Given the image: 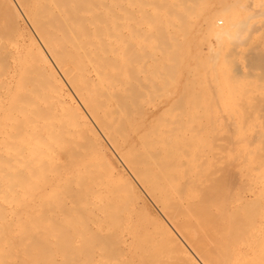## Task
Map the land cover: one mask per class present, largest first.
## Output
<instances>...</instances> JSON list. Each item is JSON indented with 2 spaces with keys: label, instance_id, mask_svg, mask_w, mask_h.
<instances>
[{
  "label": "bare ground",
  "instance_id": "6f19581e",
  "mask_svg": "<svg viewBox=\"0 0 264 264\" xmlns=\"http://www.w3.org/2000/svg\"><path fill=\"white\" fill-rule=\"evenodd\" d=\"M5 1V4H6V0ZM15 1V6H17L19 12L21 13H18V15H22L25 19V21L27 22V27L29 25L32 33L34 34V37L33 38H36L37 42L39 43V45H36V47H29V46H26V45H20L19 43H15V40H17L19 34L17 32L16 34V39L12 36V34H15L12 30L10 31H7L5 32L6 34H3L1 33L2 31V25H1V30H0V65L1 63H11V64H15L16 63V67L19 63V65H22L23 63L24 64H27V63H31L30 65L33 64V66L35 67V69H37L38 71V77H40L41 79V75L40 72H42L43 74L45 73V79H46V75H48L50 77V79L55 82L57 85H59L60 83H62V81H60V79L58 78L61 77V79L63 80V82L66 83L67 88H69L71 90V94H73V96H71L70 92V96L71 98L69 99L68 96H67V99L69 100L68 103L64 104V108L65 110L69 111L68 114H70L71 117H76L77 116V119L78 118H81L82 119V125L85 127V131H86V135H87V138L89 140L88 144H90V147H86L87 148H91V145L93 146V149H94V153H96L95 151H97V153L101 152L103 154V152H105L107 149V153H109V155L111 156V158L115 161V163L117 164L118 162L122 165V167L125 169V171L127 172L128 176L131 178V181L138 185V187H140V190L143 191V193L150 198V200L154 201L156 207H157V210L160 212V214L162 215V217H164V222L162 221L159 226H156V228L154 229V236H152L151 234V237L150 238H141V239H136L137 238V235L135 236V238H126L125 235L123 236L122 233L120 232V230L122 229H118L120 227H118V224L121 222L117 221L120 219H118V211L116 210L115 212H117L118 214H115L114 211L113 213L109 212L110 210L108 209V207L106 208L107 210H109L108 212L105 211V200L107 198V195H106V198L104 197V193L102 194L101 191H97V190H93L94 188V184H95V179L94 180V183L93 185L89 184V186H86L85 184V181H84V184L85 186L80 188L81 186H83L84 184L81 183L80 187H77V184H75L76 186V191L77 192H80V195L79 193L78 196H75L77 195L76 192L73 193V190H74V183L72 184L73 186H70V183L71 181L68 182V179L64 182L62 180V182L65 183V186H67L68 184V187H64V183H63V186L61 185V190H65V188H69L68 191L70 190V192H68L67 194H70V193H73V194H70L69 197L65 194V193H62L63 195L62 196H66L65 199L66 202H64V197H62L61 195H57V197H60L61 196V199L59 198V200H54L56 197L50 195L53 188L57 191V188H60V185H58V187L56 188V183H62L61 180H59L60 178H58V180L60 181H57V177H53V178H50L49 176H47V173H45L46 169L44 170V166H43V161L42 159H40L41 157L39 155H41V153L43 154L44 150L41 151V146H45V138H43L44 135H46L48 137L51 136L50 134V130H49V133L48 135L45 133H38L40 130L38 129L37 125L38 123L36 124H32L31 121H29L27 119V117H29V108H24V106L26 107L27 104H25L24 106H19L18 104H21L19 102H17L16 100V104L13 105L12 107H10L7 111L9 112L8 114H3V108L2 106H0V264H264V193H262V191H264V107L262 108H258L255 110V111H251V112H254V120L255 123L253 124V127L252 129H246L247 131L250 130L247 135L245 136V140H244V137H243V140L241 139H238V140H241L240 142H243L241 143L242 146H241V150L239 151V154L237 156V154H235V156L237 157V162L239 164H236L235 167H239V173H238V177L236 176V173L233 169V167L231 168L230 167V170L233 169V173H234V177L232 174V178L233 180L230 181L231 184L228 186V183H223V187L222 189H218L215 187V188H208V189H202L200 186L202 184L199 185V189L201 190H197V186L195 188V185L193 186V181H192V185L191 187L193 186L195 188L196 191H192V192H188L187 189L184 191L183 187L182 186V190L180 191V189H176L172 187L171 188H167L166 187V181H165V178H164V175L162 174H155L154 171L152 170V167L151 165H149V158H150V155H155L157 157H151L150 159L153 160V162H157L156 164H154L155 166L157 167H161L162 164H164L162 161L163 159L162 158H159L161 157V155L159 156L158 152H153L155 149L152 150V152L150 153L148 149H145L144 152H146V150H148L147 154L150 153L147 157L144 156V154H138L137 156L139 158H137L138 160L136 161V157L135 156V153L132 155L134 159H129V158H126V161H128L129 163L128 164H124V162L120 159V157L118 156L117 154V150H121L122 151V147L120 149H116L115 151L112 149V147L109 145L108 142L112 141L109 139V141L107 142L108 138H110L108 134H111L110 130H113V128L111 127V123L109 124L108 119L106 118V122L109 124H107L106 126V129L107 131H104L103 129H101V131L104 133V132H108L109 130V133L107 134L108 135V138H106L105 136L106 135H103L100 131H99V128H97V126H99L100 124L102 126H100V128L104 127L103 125V122H102V119H99V121L97 120L96 116H95V113H97L99 110L105 112L106 110L110 109V105H111V102L114 100L115 101V98L118 97L120 98L121 96L119 95H123L125 97V95L127 93L125 92H128L130 90V87L129 90H126L128 89L125 84H128V83H131V82H128L127 83V79L129 78H125L126 79V83H124V81L122 82L120 80V68L125 66L123 65L122 63H119L118 60L122 58V56L124 57L125 55V52H124V55L122 53V51H127V49L129 48H123L122 51H120V54H122V56L118 55V46H124L125 43H121L122 40H120V35L118 34L117 31H119V26H120V22H121V18H120V15L123 16L122 17V21H124L125 23L129 22L130 19L132 18V16H134V12H138L140 13L141 15H148L149 13H155V14H172L171 16L175 17V15L179 14L181 11V13L184 12V10H188V6L191 4L190 1L191 0H14ZM199 1V0H198ZM203 1V0H201ZM210 1V0H209ZM208 1V2H209ZM247 1V0H246ZM257 0L253 1V2H256ZM192 2V1H191ZM204 2V1H203ZM202 2V3H203ZM211 2V1H210ZM260 2V1H259ZM13 3V2H12ZM194 3V1L192 2ZM197 3V2H196ZM201 3V4H202ZM221 3V2H220ZM244 3V2H243ZM247 4L250 3L249 1L246 2ZM199 4V2H198ZM252 4V3H251ZM251 4H250V8H251ZM256 4V3H255ZM257 4H259L257 2ZM6 8H9V11L11 10L10 9V5L9 7L7 5H5ZM193 6V5H192ZM197 6V5H196ZM196 6H193V8L195 9ZM220 6V5H219ZM248 6V5H247ZM254 6V5H252ZM256 6V5H255ZM254 6V7H255ZM258 6V5H257ZM262 6V5H261ZM2 7V6H1ZM0 7V9H1ZM13 7H14V4H13ZM201 7V6H200ZM236 7V6H235ZM245 7V6H243ZM253 7V8H254ZM12 8V7H11ZM15 8V7H14ZM214 8V7H213ZM227 8V7H226ZM225 7L223 8V10L227 11L228 9H226ZM242 9V7H240ZM248 8V7H247ZM247 8H245L246 10H248ZM249 8V9H250ZM252 8V9H253ZM258 8V7H257ZM256 8V9H257ZM260 8V7H259ZM190 9V8H189ZM197 9V8H196ZM195 9V10H196ZM256 9H254V11H246L248 14H246L247 16H249L250 20L252 19L253 17V20L254 18L257 16L258 17V14H256ZM3 10V8L1 9ZM8 10V9H7ZM191 10L192 7H191ZM190 10V11H191ZM199 10V9H198ZM207 10V9H206ZM258 10V9H257ZM17 11V9H16ZM205 11V10H204ZM232 11V10H229V12ZM243 11V10H242ZM4 11H2L3 13ZM186 12V11H185ZM193 13V11H191ZM228 12V11H227ZM233 12V11H232ZM253 12V13H252ZM262 12V11H261ZM1 13V14H2ZM7 13V11H6ZM11 13V11L9 12ZM191 13V14H192ZM204 13V12H203ZM231 13V12H230ZM229 13V14H230ZM251 13V14H250ZM133 14V15H132ZM188 15V13H186ZM186 14H184L186 16ZM218 14V12H217ZM229 14H225L224 15V25L223 26H220L219 24H221L220 22V18L218 20H213L209 25H210V30L211 32L213 33L212 35H214L217 40L220 38L222 39L221 37L226 35L227 33H230L229 30L231 29L232 27V19H233V16L235 15V11L234 13H232L231 15ZM245 14V13H244ZM255 14V15H254ZM261 13L259 12V15ZM18 15L16 14L15 11L12 12V15L10 14V16H12V18L10 17L9 19H13V20H10L12 21L10 24H12L13 26H17L18 25V22L17 19L18 18ZM19 15V16H20ZM150 15V14H149ZM148 15V16H149ZM154 15V14H153ZM157 15V16H158ZM180 15V14H179ZM183 15V16H184ZM216 15V14H215ZM245 15V17H246ZM253 15V16H252ZM3 16V15H2ZM6 16V15H5ZM21 16V17H22ZM137 16V15H136ZM143 16V17H144ZM168 16V15H167ZM195 16V14H194ZM222 15H220L221 17ZM255 16V17H254ZM264 16V15H262ZM135 17V16H134ZM133 17V19H134ZM149 17H153V16H149ZM156 17V15L154 16ZM153 17V19H154ZM182 16H180L181 18ZM219 17V16H217ZM226 17V18H225ZM244 17V16H243ZM3 18V17H2ZM8 18V17H7ZM146 18V17H144ZM157 18V17H156ZM160 17H158L159 19ZM167 18V17H166ZM169 18V17H168ZM178 17V19H180ZM207 18V16H206ZM259 18H262V17H259ZM1 19V18H0ZM140 18H138L139 20ZM142 19V18H141ZM147 20L149 18H146ZM157 19V20H158ZM174 20L175 23L176 22H179L181 19H186L185 17L184 18H181L180 20ZM213 19V18H212ZM216 19V18H215ZM258 19V18H257ZM4 20V18L2 19ZM166 20V19H165ZM204 20V19H203ZM221 20L222 17H221ZM246 20V19H245ZM252 20V23L254 24V22L256 20L253 21ZM14 21V22H13ZM140 21V20H139ZM159 21V20H158ZM170 21V19L168 20ZM166 21V23L168 22ZM173 21V22H174ZM185 20H183L182 22H184ZM198 21V20H197ZM248 22V17H247V20ZM258 21V20H257ZM4 22V21H3ZM138 22V21H137ZM144 22V21H143ZM147 22V21H146ZM145 22V23H146ZM172 22V23H173ZM243 22V21H242ZM241 22V23H242ZM245 22V21H244ZM251 22V21H250ZM260 22V21H259ZM258 22V23H259ZM7 23V22H6ZM21 23V22H20ZM126 23V24H127ZM135 23V21H134ZM142 23V22H139V24ZM154 23H157V22H154ZM170 23V22H168ZM173 23V25L175 24ZM180 23V22H179ZM178 23V24H179ZM186 23V22H184ZM252 23H244V24H241L240 27L242 25H244V27L242 26V28L238 29L239 30H242L243 31V28L245 30H249L251 29L250 25L249 24H252ZM256 23V22H255ZM261 23V22H260ZM0 24H1V20H0ZM3 24V23H2ZM24 24V23H23ZM123 24V22H122ZM161 25V23H159ZM171 24V23H170ZM183 24V23H182ZM181 24V25H182ZM189 24V23H188ZM200 24V23H199ZM203 24V23H202ZM207 24V22H206ZM246 24H248L247 26L250 27L249 29H246L247 26ZM252 24V25H253ZM11 25V26H12ZM129 25V24H128ZM133 25V24H132ZM131 25V26H132ZM136 25V24H135ZM171 24V26H173ZM180 25V24H179ZM205 25V23H204ZM208 25V26H209ZM220 27H219V26ZM251 25V26H252ZM259 25V24H258ZM4 26V25H3ZM12 26V27H13ZM15 26V28H16ZM130 26V25H129ZM151 26V25H150ZM150 26H148L150 28ZM153 26V25H152ZM151 26V27H152ZM162 26V25H161ZM200 26V25H199ZM206 26V25H205ZM257 26V25H256ZM255 26V27H256ZM5 27V26H4ZM18 27V26H17ZM21 27V26H20ZM121 27V26H120ZM124 27V25H123ZM136 26H134L135 28ZM147 27V26H145ZM155 27H158V29H161L159 28L160 26H158L156 24ZM246 27V28H245ZM254 26H252L253 28ZM14 28V29H15ZM26 28V27H25ZM138 28V27H136ZM153 28V27H152ZM165 28V27H164ZM177 28V27H176ZM175 28V29H176ZM184 28V27H183ZM182 28V30H183ZM203 28H205L203 26ZM261 28V27H260ZM23 29V28H22ZM22 29L20 31H22ZM154 29V28H153ZM170 29V28H168ZM179 30V28H177ZM185 29V28H184ZM4 30V29H3ZM6 30V29H5ZM4 30V31H5ZM18 30V28H17ZM29 30V28H28ZM127 30V29H125ZM134 30V29H133ZM143 30V28L141 29V31ZM195 30V29H194ZM205 30L208 31V28H206ZM204 30V31H205ZM261 30H264V28H262ZM31 31H28L31 33ZM124 31V30H123ZM122 31V32H123ZM139 31V30H138ZM145 31H148L145 30ZM160 30H158L157 32L159 33ZM163 32H165L164 30H162ZM168 31V30H167ZM185 32V30H183ZM259 31V29L257 30ZM256 31V32H257ZM13 32V33H12ZM25 32V31H24ZM151 32V31H150ZM149 32V34H150ZM181 32V31H180ZM199 32V31H198ZM247 32V31H245ZM9 33V34H8ZM11 33V34H10ZM23 33V32H21ZM31 33V34H32ZM161 33V32H160ZM167 33V32H166ZM171 33V32H170ZM240 33V32H239ZM243 33V32H242ZM255 33V32H253ZM25 35V33H23ZM27 34V33H26ZM30 34V35H31ZM32 34V36H33ZM121 34V33H120ZM148 34V33H146ZM195 34V32L193 33ZM248 35L250 34L249 32L247 33ZM256 34V33H255ZM6 35V36H5ZM22 35V34H21ZM123 35V34H122ZM129 35V34H128ZM141 35H142V32H141ZM153 35V34H152ZM156 36H158L157 34H155ZM160 35V34H159ZM164 35V34H163ZM183 35V34H182ZM197 35V34H196ZM23 36V35H22ZM126 36V35H125ZM124 36V37H125ZM149 36V35H148ZM166 36V35H165ZM185 36V35H184ZM207 36V35H206ZM209 36V35H208ZM213 36V37H214ZM253 36V35H252ZM251 36V38H252ZM256 36V35H255ZM254 36V37H255ZM14 39H13V38ZM24 37V36H23ZM20 40H22V38ZM124 37L122 38L123 39V42H125L126 38L124 39ZM153 37V36H152ZM161 37V36H160ZM167 37V36H166ZM170 37V36H169ZM172 37V36H171ZM186 37V36H185ZM189 37V36H188ZM225 37V36H224ZM246 37V36H244ZM20 38V37H19ZM128 38V37H127ZM133 39V37H131ZM143 38V36H142ZM140 37V39H142ZM156 38V37H154ZM153 38V39H154ZM165 38V37H164ZM184 38V37H182ZM209 38V37H208ZM207 38V39H208ZM247 38V37H246ZM256 38H258L256 36ZM24 39V38H23ZM26 40L28 38H25ZM137 39V38H136ZM149 39V38H148ZM158 39V37H157ZM163 39V38H162ZM179 39V38H178ZM220 39L218 41H220ZM223 39H226L227 38H223ZM264 39V38H262ZM170 40V39H169ZM186 40V39H185ZM228 40H231L229 39V35H228ZM18 41V40H17ZM24 41V40H23ZM121 41V42H120ZM137 41V40H136ZM146 41V40H145ZM151 41V40H149ZM154 41V40H153ZM159 42V40H157ZM182 41V40H181ZM223 41V40H222ZM235 41V40H234ZM257 41V40H255ZM25 42V41H24ZM36 42V43H37ZM139 42V41H137ZM143 42V41H142ZM156 42V41H155ZM168 42V41H167ZM179 42V41H178ZM192 42V41H191ZM230 42V41H229ZM239 42V41H238ZM251 42V41H250ZM249 42V43H250ZM264 42V41H262ZM22 43V41H21ZM37 43V44H38ZM119 43H121L119 45ZM127 44H129V42L127 41L126 42ZM131 43V42H130ZM172 43V42H171ZM183 43V42H182ZM193 43V42H192ZM217 43V42H216ZM235 43V42H234ZM237 43V42H236ZM240 43V42H239ZM248 43V44H249ZM255 43V42H254ZM24 44V43H23ZM143 44H145L143 42ZM142 44V45H143ZM149 44V43H148ZM151 44V43H150ZM156 44V43H155ZM159 44V43H158ZM168 44V43H167ZM199 44H202V43H199ZM218 44V43H217ZM224 44V43H223ZM223 44L221 45V47L223 46ZM246 44V43H245ZM251 44V43H250ZM249 44V45H250ZM131 45V44H129ZM133 45V43H132ZM137 45V44H136ZM152 45V44H151ZM198 45V44H197ZM227 45V44H226ZM230 45V43H229ZM248 45V46H249ZM253 45V44H252ZM257 45V44H256ZM128 46V45H127ZM145 46V45H144ZM147 46V45H146ZM150 46V45H149ZM165 46V45H164ZM169 46V45H168ZM196 46V45H195ZM202 46V45H201ZM215 46V45H214ZM219 46V45H218ZM125 47V46H124ZM136 47V46H135ZM142 47V46H141ZM141 47H137L139 49H143ZM148 47V46H147ZM152 50H155L152 48V46H150ZM154 47V46H153ZM171 48V46H169ZM174 46H172L173 48ZM212 46H210L211 48ZM234 47V45H233ZM237 47V46H236ZM235 47V48H236ZM240 47V46H239ZM243 47V46H242ZM253 47V46H252ZM258 47V46H257ZM121 47H119L120 49ZM133 48V47H130V49ZM217 48V47H216ZM247 48V47H246ZM261 48V47H260ZM122 49V48H121ZM125 49V50H124ZM129 49V50H130ZM138 49V51H139ZM183 49V48H182ZM198 49V48H197ZM209 49V48H208ZM222 49V48H221ZM229 49V48H227ZM232 49V48H231ZM242 49V48H241ZM244 49V48H243ZM248 49H250V51L253 50V48L251 49V47H249ZM255 49V48H254ZM259 49V48H258ZM133 50V49H132ZM147 49H143V51H145ZM151 50V51H152ZM168 50V52H171V50L169 51V48L166 49ZM178 50V49H177ZM211 50V49H210ZM209 50V51H210ZM214 50V49H213ZM239 50V49H238ZM261 50V49H260ZM137 50L135 49V54L137 53L136 52ZM143 51H139V52H143ZM150 51V50H149ZM163 51V50H162ZM172 51H175V50H172ZM218 51H220L218 49ZM230 51V50H229ZM235 51V50H234ZM241 51V50H240ZM246 51V50H245ZM257 51V50H256ZM255 51V52H256ZM139 52H138V56H142V55H139ZM154 52V51H153ZM157 52V51H156ZM182 52H184L182 50ZM196 52V51H195ZM194 52V53H195ZM201 52V51H200ZM227 52V51H226ZM249 52V51H248ZM247 52V53H248ZM258 52V51H257ZM261 52V51H260ZM130 53V51H129ZM176 53L173 52L172 54ZM198 52H196L197 54ZM211 53V51H210ZM215 53V51H214ZM213 53V54H214ZM236 53H238L236 51ZM250 53H253V52H250ZM128 54V52H127ZM126 54V55H127ZM132 54V53H131ZM148 54V53H147ZM167 54V53H166ZM177 54V53H176ZM201 55V53H199ZM218 54V53H217ZM243 54V53H242ZM261 54V53H260ZM130 55V54H128ZM127 55V56H128ZM134 55V54H133ZM146 55V54H145ZM144 55V57H145ZM152 55H154L152 53ZM151 55V56H152ZM155 55H158V53ZM161 55V54H160ZM169 55V54H168ZM167 55V56H168ZM186 55V54H185ZM195 55V54H194ZM199 55V56H200ZM204 55V54H203ZM208 55H210L208 53ZM248 55V54H247ZM252 55V54H251ZM125 56L123 58V62H125L127 64V61H126V57ZM165 56V55H164ZM178 56V55H177ZM180 56V55H179ZM183 56V55H182ZM188 56V55H187ZM223 56H226V55H223ZM231 56V54H230ZM237 56V55H236ZM240 56V55H239ZM261 56V55H259ZM155 57V56H154ZM158 57V56H157ZM163 57V56H161ZM169 57V56H168ZM170 57H172V55H170ZM169 57V58H170ZM185 57V56H184ZM184 57H182L184 59ZM210 57V56H209ZM244 58H246V56H243ZM252 57V56H251ZM254 57V56H253ZM119 58V59H118ZM129 58V57H128ZM150 58V57H149ZM152 58V57H151ZM150 58V59H151ZM177 58V57H176ZM175 58V61H177ZM192 58V57H191ZM203 58V57H202ZM206 58V57H205ZM219 58V57H218ZM216 58V59H218ZM232 58V56H231ZM235 58V56L233 57ZM237 58V57H236ZM242 58V57H241ZM248 59H246V65L248 62H251L248 67L251 68L252 74H249L251 75V78H253V80L255 82H260L262 83V81H264V61H262L261 58H264V57H257L256 56V59L258 60H261L262 62L260 61H254V58L252 61H250L251 59H249V57H247ZM156 59V58H155ZM155 59H151L155 61ZM179 59V57L177 58ZM212 59V58H210ZM214 59V58H213ZM228 59V58H226ZM135 60V59H133ZM132 60V61H133ZM137 60V59H136ZM142 60V58H141ZM159 60V59H158ZM173 60V59H172ZM193 60V59H192ZM203 60V59H202ZM222 60V59H221ZM231 60V59H230ZM233 60V59H232ZM242 60V59H241ZM249 60V61H248ZM144 61H146V58L144 59ZM150 61V60H149ZM186 61V60H185ZM224 61L226 62L225 58H224ZM248 61V62H247ZM122 62V61H121ZM129 62V61H128ZM141 62V61H140ZM172 62V61H171ZM199 62V60H198ZM204 62V61H203ZM206 62V61H205ZM224 62V63H225ZM232 62V61H231ZM239 62V61H238ZM241 62H245V61H241ZM22 63V64H21ZM142 63V62H141ZM177 63H179L177 61ZM182 63V61H181ZM201 63V62H200ZM237 63V62H236ZM236 63H233L234 65H236ZM119 64L121 66H119ZM132 64V63H130ZM129 64V69L130 67L132 68L133 66ZM203 64V63H202ZM202 64H199V65H202ZM5 65V64H4ZM3 65V66H4ZM144 66V64H142ZM161 65H164V64H161ZM178 65V64H177ZM175 63L172 65V70H173V66H177ZM181 65V64H180ZM179 65V66H180ZM187 65V63H186ZM196 64H194L195 66ZM226 65V63H225ZM232 65V63H231ZM230 63H229V66H231ZM234 65H232L234 67ZM251 65V66H250ZM2 66V65H1ZM2 66V67H3ZM8 66V65H7ZM13 66V65H12ZM11 66V67H12ZM23 66V65H22ZM166 66V65H165ZM189 66V65H188ZM205 66V64H204ZM213 66V65H211ZM237 66V65H236ZM10 67V66H9ZM28 67V66H26ZM30 67V66H29ZM32 67V66H31ZM140 67V66H139ZM170 67V66H168ZM201 67V66H200ZM207 67V66H205ZM221 67V66H220ZM241 67V66H240ZM244 67V66H243ZM1 68V67H0ZM8 67H5V70H2L3 68H1L0 70V87L2 86H5V84L9 81H11L15 75H19L18 72H21L20 73L21 75H25L26 71H28L27 69H22L20 68V66L17 68H12V70L10 71L9 68L6 69ZM127 67L125 66V68H121L122 69H126ZM142 68V66L140 67ZM156 68V67H155ZM163 68V67H162ZM161 68V69H162ZM165 68V67H164ZM181 68V67H179ZM199 68V67H198ZM210 68V66H209ZM225 68V67H224ZM229 68V67H228ZM227 68V69H228ZM246 68V67H245ZM30 69H33V68H30ZM34 69V70H35ZM143 69V68H142ZM169 69V68H168ZM195 69V68H194ZM202 68H200L201 70ZM206 69V68H204ZM217 69V68H216ZM235 69V68H234ZM240 69V68H239ZM239 69H237L236 71L239 72ZM25 70V71H24ZM56 70V71H54ZM131 70V69H130ZM133 70V68H132ZM150 70V69H149ZM164 70V69H163ZM171 69H169L168 71L170 72ZM178 70V68H177ZM176 70V71H177ZM212 70V69H211ZM215 70V69H213ZM222 70V68H221ZM220 70V71H221ZM241 70V69H240ZM259 70H262V71H259ZM23 71H24V74H23ZM125 71V70H124ZM123 71V73H124ZM128 71V70H126ZM144 72V70H142ZM157 71V70H155ZM191 71V70H189ZM193 71V70H192ZM242 71V70H241ZM4 72V73H3ZM31 72L33 71H30V74ZM35 72V71H34ZM58 72V76L56 75V73ZM132 72V71H131ZM134 72V70H133ZM138 72H141V70L139 69ZM153 72V71H152ZM150 72V73H152ZM205 72V71H204ZM214 72V71H213ZM213 72H210V73H213ZM224 72V71H223ZM230 72H231V68H230ZM246 72V70H245ZM249 72V70H248ZM28 73V72H27ZM149 73V74H150ZM166 73V71H165ZM168 73V72H167ZM166 73V74H167ZM178 73V72H177ZM189 73V72H187ZM207 73V72H206ZM232 73L234 74V72L232 71ZM242 73V72H241ZM247 73V72H246ZM250 73V72H249ZM29 74V73H28ZM27 74V75H28ZM34 74V73H32ZM125 74H127V76H131L129 73L125 72ZM124 74V75H125ZM129 74V75H128ZM153 74V73H152ZM159 74V73H158ZM157 74V75H158ZM161 74V72H160ZM159 74V75H160ZM195 74V73H194ZM205 74V73H203ZM202 74V75H203ZM229 74V72H228ZM17 75V76H18ZM20 75V77H22ZM36 75V73L34 74ZM134 75H137L135 74L134 72ZM156 75V73H155ZM169 75V73H168ZM189 75V74H188ZM196 75V74H195ZM201 75V74H200ZM217 75V74H216ZM227 75V74H226ZM225 75V76H226ZM43 76V75H42ZM170 76H172L170 74ZM209 76V75H208ZM213 79H210L211 81L212 80H215V75H213ZM224 76V77H225ZM233 76H236L235 74ZM245 76V74H244ZM25 76H23L24 78ZM29 77H32L30 75L27 76V78ZM125 77V76H123ZM133 77V76H131ZM158 77V76H157ZM155 77V78H157ZM173 77V76H172ZM223 77V76H222ZM232 77V76H231ZM18 78V77H17ZM16 78V79H17ZM159 78V77H158ZM171 78V77H170ZM185 78V77H184ZM201 78V77H200ZM203 78V77H202ZM206 78V77H204ZM211 78V77H210ZM221 78V77H219ZM227 78V77H226ZM235 77H233V80H234ZM237 78V77H236ZM235 78V79H236ZM22 79V78H21ZM20 79H18V82L19 83H16L15 82V86L16 84H20V82L22 81ZM25 80L27 81H30V80H34V78H30L29 79H26V77L24 78ZM24 79H23V82H24ZM35 79H36V76H35ZM44 79V78H43ZM49 79V80H50ZM133 79H137V76ZM140 79V78H139ZM161 79V78H160ZM163 79V78H162ZM161 79V80H162ZM190 79V78H189ZM209 79V78H208ZM218 79V78H217ZM225 79V78H224ZM239 79V78H237ZM236 79V80H237ZM241 79V77H240ZM247 79V78H245ZM42 80V79H41ZM40 80V82H41ZM48 80V79H47ZM134 80H131L129 79V81H132V85L133 83L136 81ZM160 80V81H161ZM171 81V79H169ZM183 80V79H182ZM232 80V79H231ZM244 80V79H243ZM249 80V79H248ZM252 80V81H253ZM13 81V80H12ZM17 81V80H16ZM25 81V84H27ZM39 81V80H38ZM44 81V80H43ZM139 81V80H138ZM157 81V80H156ZM201 81V80H199ZM198 81V82H199ZM211 81H209L208 83H210ZM226 81V80H225ZM251 81V82H252ZM31 82V81H30ZM39 82V83H40ZM45 82V81H44ZM86 82V83H85ZM87 82L90 84L91 83H95V88L94 86L93 87H90L91 85L93 84H88V85H85L87 84ZM151 82V81H149ZM189 82V81H188ZM207 82V81H206ZM218 82V81H216ZM241 82V81H240ZM238 81V83H240ZM243 82V81H242ZM34 83V82H33ZM35 83H36V80H35ZM48 84H50L49 82H47ZM54 83V85H55ZM124 83V84H123ZM139 83V82H137ZM202 83V82H201ZM205 83V82H204ZM203 83V84H204ZM222 83V81H221ZM220 83V84H221ZM227 83V82H226ZM224 83V85L226 84ZM232 82H230L229 84H231ZM237 83V82H236ZM244 83V82H243ZM248 83V82H247ZM257 83H254L252 85H255ZM24 85V83H21V85ZM63 84V83H62ZM151 84V83H150ZM154 84V82L152 83V85ZM186 84H187V81H186ZM190 84V83H189ZM195 84V83H194ZM197 84V83H196ZM200 84V83H199ZM201 84V85H203ZM217 84V83H216ZM219 84V86H220ZM233 84V83H232ZM242 84V83H241ZM249 84V83H248ZM39 85V84H38ZM43 85V83H42ZM57 85H56V88H54L57 92ZM61 85V84H60ZM130 85V84H129ZM135 85V84H134ZM137 85V84H136ZM135 85V86H136ZM141 85V84H139ZM163 85V84H162ZM168 85V84H167ZM205 85V84H204ZM213 85V84H212ZM222 85V84H221ZM223 85V86H224ZM240 84H238L239 86ZM245 85V84H244ZM250 85V84H249ZM248 85V86H249ZM258 85V84H257ZM256 85V87H257ZM12 86V85H10ZM14 86V89H17L18 87L15 88ZM47 86V85H45ZM49 86V85H48ZM52 86V85H51ZM65 86V85H64ZM89 86V87H88ZM124 86L126 87V89L124 88ZM143 86V85H141ZM146 86V85H145ZM156 86V85H155ZM164 86V85H163ZM189 86V85H188ZM210 86V84L208 85ZM207 86V88H208ZM222 86V87H223ZM229 86V85H228ZM232 86V85H230ZM237 86V88H238ZM1 87V88H2ZM30 87H32L30 85ZM39 87V86H38ZM53 87V86H52ZM55 87V86H54ZM59 87V86H58ZM94 88L93 91L96 90H100V91H103L104 92V95L102 94H95L97 96V98H100L102 96V99L105 101H101V98L100 100L96 99V96L94 95L93 96V100H90V97L91 96V93H89L90 95H88L86 97V92L88 93L89 91L86 90V88ZM123 87V90L125 89V92L122 90L120 92V88ZM140 87V86H139ZM173 87V86H172ZM187 87V86H186ZM191 87V86H190ZM193 87V86H192ZM22 88V87H21ZM23 88L25 89V85L23 86ZM22 88V89H23ZM33 88H35L33 86ZM31 88V90L33 89ZM44 88V86H43ZM59 88H64L63 86L62 87H59ZM136 88V87H135ZM153 88V87H151ZM156 88H158L156 86ZM205 88V89H207ZM237 88H234L236 90H239ZM252 88V87H251ZM254 88V87H253ZM258 88V87H257ZM261 88V87H260ZM19 89V88H18ZM52 89V88H51ZM65 89V88H64ZM68 89V90H69ZM147 89V88H146ZM161 89V88H160ZM160 89L158 88L157 90L160 91ZM184 89V88H183ZM189 89V88H188ZM187 89V93H189L190 91ZM192 89V88H191ZM213 89V88H212ZM215 89V92H216V88ZM223 89V88H222ZM225 89V88H224ZM223 89V90H224ZM230 89V88H228ZM241 89V87H240ZM255 89V88H254ZM3 90V89H2ZM12 90V91H13ZM26 90V89H25ZM24 90V91H25ZM30 90V89H28ZM35 90V89H34ZM41 90V89H40ZM47 90V89H46ZM67 90V89H66ZM135 89H131V91H133ZM144 90V89H142ZM173 89H171L170 91H172ZM209 90V89H208ZM211 90V89H210ZM218 91L220 89H217ZM242 90V89H241ZM245 90V89H243ZM250 90V88H249ZM18 91V90H17ZM22 91V90H21ZM20 91V92H21ZM38 91V90H37ZM50 91V90H49ZM48 91V93H49ZM100 91L98 93H100ZM119 91V92H118ZM137 91V92H135ZM134 92H131V95L129 96L127 94V97L130 98V97H133L132 99H134L133 101L130 100L136 105L138 103V101L135 102V98L132 94H135V93H139L136 88ZM146 91V90H144ZM149 91V90H148ZM148 91L146 93H148ZM158 91V92H159ZM167 91V90H166ZM182 90H180L181 92ZM193 91V90H192ZM222 91V90H221ZM225 91V90H224ZM230 91V90H229ZM240 91V90H239ZM253 91V90H252ZM251 91V92H252ZM5 92V91H4ZM9 92V91H8ZM31 92V91H30ZM44 92V91H43ZM55 92V93H56ZM60 92V91H59ZM58 92V93H59ZM118 92V96H116ZM125 93V94H121V93ZM151 92V91H150ZM153 92V91H152ZM214 92V91H213ZM220 92V91H219ZM26 93V94H25ZM25 95L24 96H27V91H25ZM39 93V92H38ZM45 93V92H44ZM57 93V95H58ZM64 93V92H63ZM68 93V92H67ZM155 93V92H154ZM184 93V92H183ZM194 93V92H192ZM198 93V92H197ZM196 93V94H197ZM228 93V92H227ZM231 93V92H229ZM236 93V92H235ZM239 93V92H238ZM261 93V91H260ZM3 94V93H1ZM0 94V95H1ZM10 94V93H8ZM21 94V93H20ZM19 92H18V95H20ZM30 94V93H29ZM53 94V93H51ZM62 94V93H61ZM106 94V95H105ZM141 92L139 93V95H136L135 94V97H139L141 96L140 95ZM163 94V92L161 93ZM186 94V93H185ZM207 94H209L207 92ZM221 94V93H220ZM223 94V92H222ZM225 94V92H224ZM223 94V95H224ZM244 94V93H242ZM241 94V95H242ZM7 95V94H6ZM13 95V94H12ZM11 95V96H12ZM93 95V94H92ZM147 95H150V94H147ZM170 95V94H169ZM179 95V94H178ZM189 95V94H188ZM205 95V94H204ZM217 95V94H215ZM222 95V96H223ZM226 95V94H225ZM228 95V94H227ZM232 95V93H231ZM246 95V94H245ZM253 95V94H252ZM262 95V93H261ZM9 96V95H8ZM34 96V95H33ZM36 96V95H35ZM55 96V95H54ZM61 96V95H60ZM116 96V97H115ZM122 96V97H123ZM154 96L157 97L156 94H154ZM181 96V95H180ZM196 97L199 96L198 95H195ZM208 96V95H207ZM237 96V94H236ZM14 97H17V93H16V96L14 95ZM20 97V96H19ZM29 98V96H27ZM39 97V96H38ZM46 97V96H45ZM59 97V95L57 96ZM66 97V95H65ZM64 97V98H65ZM74 97V99L72 98ZM106 97V98H105ZM123 98H120V102L121 104H118L116 107L119 109H121L123 107V112H124V109L127 107L126 105L122 106V104H125L124 101H127L126 103H128V100L124 99ZM152 98V95L150 96ZM185 98V96H183ZM183 97H180L183 99ZM201 97V96H200ZM210 97V95H209ZM208 97V99H209ZM214 97V96H213ZM212 97V98H213ZM227 97V96H226ZM232 97V96H231ZM250 97V96H249ZM8 98V97H7ZM55 98V97H53ZM86 98H88L86 100ZM105 98V99H104ZM143 98V96H142ZM187 98V97H186ZM211 98V100H212ZM217 97L215 96V100L219 99V98H223V97ZM229 98V97H228ZM253 98V97H252ZM254 98H257V97H254ZM262 98V97H261ZM30 99V98H29ZM34 99H38V98H34ZM40 99V98H39ZM38 99V101H39ZM52 99V98H50ZM49 99V100H50ZM59 99V98H58ZM61 99V98H60ZM113 99V100H112ZM123 99V100H122ZM139 99V98H137ZM136 99V100H137ZM158 99V97H157ZM260 99V98H258ZM33 100V99H31ZM48 100V99H47ZM48 100V101H49ZM54 100V99H52ZM63 100V99H62ZM75 100V101H74ZM116 100H118L116 98ZM122 100V101H121ZM129 100V101H130ZM140 100V99H139ZM144 100V99H143ZM222 100V99H220ZM219 100V102H220ZM224 100L225 97H224ZM240 100V99H239ZM245 100V99H244ZM248 100V98H247ZM246 100V101H247ZM256 100V99H255ZM2 101V100H1ZM0 103L1 104H5V99ZM6 101H8L6 99ZM10 101V100H9ZM51 101V100H50ZM56 101V100H55ZM61 101V100H60ZM64 101V100H63ZM62 101V102H63ZM67 101V100H66ZM92 102V103H89V102ZM99 102V105L101 102V107L97 106L95 107L96 105H92L94 103H98ZM146 101V100H145ZM151 100L149 99V102ZM153 101V99H152ZM195 101V100H194ZM201 101V100H200ZM213 101V100H212ZM233 101V100H232ZM235 101V100H234ZM242 101V100H241ZM264 101V100H262ZM259 102V103H262ZM26 102V101H25ZM30 102V101H28ZM34 102V100H33ZM37 102V101H36ZM44 102H46L44 100ZM53 102V101H52ZM61 102L60 106L63 105V103ZM65 102V101H64ZM119 102V103H120ZM132 102H129L131 103L132 106L129 107L130 104H128V108H127V111L126 113L128 112V109H132L133 108L135 109V105L132 104ZM185 102V101H184ZM202 102V101H201ZM209 103L207 104H212L213 103L211 101H208ZM222 102V101H221ZM244 102V101H242ZM257 102V100H256ZM7 103V102H6ZM48 104V102H46ZM57 103V102H56ZM142 103V102H141ZM145 102L143 101L142 104H144ZM179 103H180V100H179ZM229 103V102H228ZM232 104L236 102H231ZM241 103V102H240ZM0 104V105H1ZM11 104V103H9ZM14 104V103H13ZM35 104V103H34ZM37 104V103H36ZM50 104V102H49ZM55 104V103H54ZM116 104V102H115ZM171 104V103H170ZM181 104H183L181 102ZM218 104V103H217ZM216 104V105H217ZM220 104V103H219ZM251 103H249L250 105ZM254 104V103H253ZM22 105V104H21ZM29 105V104H28ZM40 105V104H39ZM43 105V104H42ZM53 105V104H52ZM66 105V107H65ZM134 105V106H133ZM140 105V104H139ZM145 105V104H144ZM150 105V104H149ZM196 105V104H195ZM193 105V107L196 108V106ZM200 105V104H199ZM206 105V104H205ZM215 105V106H216ZM222 105V103H221ZM227 105V104H225ZM239 105V104H236V106ZM241 105H244L241 104ZM248 105V106H249ZM260 105V104H259ZM29 106H32V105H29ZM27 106V107H29ZM37 106V105H36ZM48 106V105H47ZM141 106V105H140ZM139 106V107H140ZM198 106V105H197ZM214 106V107H215ZM218 106V105H217ZM229 106V105H228ZM252 106V105H251ZM262 106V105H261ZM35 106H32V109H34ZM53 107V106H52ZM55 107V105H54ZM53 107V108H54ZM80 107L84 113H85V116L86 117H83L80 112H79V108ZM133 107V108H132ZM138 107V106H137ZM170 107H173V106H170ZM170 107L168 109H170ZM175 107V106H174ZM207 107V106H206ZM223 107V106H222ZM220 107V108H222ZM230 107V106H229ZM234 107V106H233ZM240 107V106H239ZM238 107V108H239ZM8 108V107H7ZM31 108V107H30ZM176 108V111L178 110L177 107ZM175 108H171V109H175ZM190 108V107H189ZM210 108V106H209ZM217 108V107H216ZM215 108V109H216ZM225 108V106H224ZM228 108V107H226ZM237 108V109H238ZM242 108H245L242 106ZM250 108V107H249ZM42 109V108H41ZM40 109V110H41ZM45 109V108H44ZM50 109V108H49ZM55 109V108H54ZM130 109V110H131ZM141 109V108H140ZM153 109V108H152ZM182 109H183V106H182ZM233 109V108H232ZM230 109V111L232 110ZM252 109V107H251ZM6 107H5V111H6ZM39 110V109H38ZM37 110V111H38ZM64 110V109H61V111ZM98 110V111H97ZM115 112L113 113H116V112H120L121 110H117L114 109ZM126 110V109H125ZM136 110V109H135ZM166 110V109H165ZM164 110V111H165ZM199 110V109H197ZM196 110V111H197ZM227 110V109H225ZM240 110H243V109H240ZM32 111V110H31ZM35 111V110H34ZM36 111V112H37ZM43 111V109H42ZM53 111V110H52ZM101 111V112H102ZM109 111V110H108ZM139 111V110H138ZM206 111V110H205ZM209 111H211L209 109ZM219 111V110H218ZM217 111V113H218ZM229 111V112H230ZM236 111V109L234 110V112ZM40 112V111H39ZM48 112V111H47ZM50 112V110H49ZM48 112V113H49ZM100 112V113H101ZM103 112L101 113L103 115ZM123 112H122V115H123ZM131 112V111H129ZM149 112V111H148ZM180 112V111H179ZM222 112H223V109H222ZM35 113V112H34ZM124 113L126 116L129 114H126ZM172 113V111H171ZM220 113V112H219ZM245 113V111L243 112ZM248 113V111H247ZM250 113V112H249ZM32 114V113H31ZM58 115V113H56ZM60 114V113H59ZM66 114V113H65ZM118 114V113H116ZM167 114V112H166ZM165 114V115H166ZM170 114V113H169ZM168 114V117H170L171 115ZM179 114V113H178ZM182 115L184 113H181ZM188 114V113H187ZM211 114V113H210ZM209 114V116H211ZM214 114V113H213ZM212 114V115H213ZM221 114V113H220ZM240 114V113H239ZM238 114V115H239ZM47 115V114H46ZM51 115V114H50ZM53 115V114H52ZM64 115V113H63ZM61 115V117L63 116ZM98 115V114H97ZM106 115V116H105ZM105 117L108 116V114H106L105 112ZM109 115H111V111H109ZM120 115V114H119ZM177 115V114H176ZM180 115V117L182 116ZM227 115V114H226ZM230 115V113H229ZM233 115V114H232ZM235 115V113H234ZM240 115H243L242 113ZM251 115V114H250ZM250 115H247L249 117L252 118V116ZM253 115V114H252ZM143 116V115H142ZM141 116V117H142ZM152 116V114H151ZM162 116V115H161ZM164 116V115H163ZM167 116V115H166ZM185 116V115H184ZM184 116H183V119H184ZM206 116V115H205ZM231 116V115H230ZM245 115V117H247ZM35 117V116H34ZM32 116V118H34ZM42 117V116H40ZM57 117H60V116H57ZM66 117V115L64 116ZM62 117V118H64ZM102 116L98 117V118H101ZM116 117V116H115ZM114 117V118H115ZM128 117V116H127ZM139 118V116H137ZM167 117V118H168ZM173 117V116H171ZM177 117V116H176ZM213 117V116H212ZM216 117V116H215ZM223 117V115H222ZM241 117V116H240ZM43 118V117H42ZM49 118V117H48ZM51 118V117H50ZM108 118H110V116H108ZM112 118V117H111ZM145 118V116H144ZM158 118V117H157ZM174 118V117H173ZM187 118V116H186ZM197 118V117H195ZM225 118V116H224ZM234 118V116H233ZM244 118V117H243ZM39 119V118H38ZM37 119V120H38ZM53 119V118H52ZM56 119V118H55ZM59 119V118H58ZM65 119V118H64ZM68 119V117H67ZM66 119V120H67ZM105 118L103 117V120ZM119 119V118H118ZM128 121L130 119L126 118ZM140 119V118H139ZM177 119V118H176ZM189 118H187L185 121H184V125L185 123H189ZM200 119V118H199ZM209 119V118H208ZM212 119V118H211ZM217 119V117H216ZM213 118V120H216ZM220 119V118H219ZM236 119H238L239 121V117H237ZM25 120V121H24ZM34 120V119H33ZM32 120V121H33ZM65 120V121H66ZM73 119H71L72 121ZM76 120V118H75ZM79 120V119H78ZM101 120V121H100ZM112 120V125H113V120L115 119H111ZM124 120V119H123ZM143 120V119H142ZM159 122H161V119H157ZM166 121V119H163ZM163 120L161 122V124H163ZM170 119H167L166 123H168ZM175 121V119H173ZM188 120V121H187ZM204 120V119H203ZM227 120V119H225ZM231 120V119H230ZM246 120V119H245ZM251 120V119H249ZM248 120V121H249ZM53 121V120H51ZM63 121V120H62ZM64 121V122H65ZM173 121V122H174ZM187 121V122H186ZM211 125L212 121L211 120H208ZM233 121V120H232ZM235 121V120H234ZM233 121V122H234ZM242 121V119H241ZM247 121V122H248ZM35 122V121H34ZM49 122H50V119H49ZM70 122V121H69ZM73 122V121H72ZM101 122V123H100ZM105 122V121H104ZM119 122V121H118ZM131 122L130 124L133 123V121H129ZM143 122L144 126L147 122V116H146V119L144 121H141ZM141 122H134L132 125H136V124H139ZM181 123L178 122V124H175L176 126L180 125L179 127H181L182 129V126L181 124L183 125V122L182 120H180ZM194 122V121H193ZM217 122V121H215ZM213 122V123H215ZM228 122V121H227ZM237 122V121H236ZM44 123V120L43 122ZM48 123V122H47ZM52 123V122H51ZM57 124V122H55ZM60 123V122H59ZM58 123V125H59ZM81 123V122H80ZM115 123V122H114ZM121 123V122H120ZM128 123V122H127ZM150 123V122H149ZM165 123V122H164ZM165 123V124H166ZM191 123V122H190ZM189 123V124H190ZM212 123V127L214 126ZM232 123V122H231ZM239 123V122H237ZM244 123V122H243ZM250 123V122H249ZM49 124V123H48ZM62 124V123H61ZM77 124V122L75 123ZM129 124V123H128ZM129 124V126H130ZM205 124V123H204ZM219 124V123H218ZM223 124V122H222ZM46 125V124H45ZM57 125V127H58ZM64 125V123H63ZM81 125V124H79ZM106 125V123H105ZM121 126V124H118ZM124 125V124H123ZM132 125L130 126V129H133L135 127V125L132 127ZM167 125V124H166ZM166 125H164V127H166ZM170 122H169V124ZM173 125V123H172ZM221 125V124H220ZM231 125V124H230ZM234 125V124H233ZM232 125V126H233ZM237 125V124H236ZM236 125L233 126L234 129L236 130L235 132H237V130L239 129V127H237L238 129H236ZM239 125V124H238ZM43 126V125H42ZM41 126V127H42ZM53 126V125H52ZM51 126V127H52ZM56 126V125H55ZM64 126H68V125H64ZM73 126V125H72ZM93 126V128H92ZM142 126V127H144ZM174 126V125H173ZM177 126V127H178ZM189 126V125H188ZM205 125H203L204 127ZM223 128H226L227 125H221ZM229 126V125H228ZM229 127V128H232ZM249 126V125H248ZM50 127V126H49ZM60 127V126H59ZM76 128L78 126H75ZM111 127V128H109ZM132 127V128H131ZM141 127V128H142ZM178 127V128H179ZM187 127V125H186ZM185 127V128H186ZM196 127V126H195ZM194 127V128H195ZM212 127H208L210 129H212ZM241 127V126H240ZM246 127V126H245ZM44 128V131L48 127H43ZM73 128V127H72ZM80 128V127H79ZM78 128V129H79ZM116 128V127H114ZM140 128V129H141ZM159 128V127H158ZM167 128V127H166ZM169 128V126H168ZM174 128V131H178V129L176 127H172ZM171 128V129H172ZM176 128V129H175ZM184 128V127H183ZM191 128V127H190ZM193 128V127H192ZM191 128V129H192ZM197 128V127H196ZM202 129V127H200ZM242 128H243V125H242ZM241 128V129H242ZM251 128V127H250ZM53 129V128H52ZM60 129V128H59ZM64 129V128H63ZM84 129V128H83ZM117 129V128H116ZM119 129V127H118ZM122 129V128H120ZM129 129V130H130ZM135 129V128H134ZM140 129H137V126H136V131H134V137H136L137 139H139V135L141 132ZM145 129V128H144ZM156 129V128H154ZM160 129V128H159ZM180 129V130H181ZM204 129V128H203ZM206 129V128H205ZM241 129H239V132H241ZM34 130H38L37 133L34 135L33 134V131ZM74 130V129H73ZM80 130V129H79ZM157 130V129H156ZM155 130V131H156ZM164 130V129H163ZM162 130V133L164 134V136L166 135V133ZM169 130V132H171L170 128L167 129V131ZM184 130V129H183ZM188 130V129H187ZM185 129V131H187ZM190 130V129H189ZM217 130V129H216ZM227 130V128L225 129V131ZM244 129V131H246ZM32 131V132H31ZM45 131V132H46ZM76 131V130H75ZM84 131V130H82ZM81 131V132H82ZM115 133L117 130H113ZM112 131V132H113ZM123 131V130H122ZM125 131V130H124ZM144 131V130H142ZM191 131V130H190ZM220 131H221V128H220ZM243 131V130H242ZM42 132V131H40ZM54 132V131H53ZM52 132V133H53ZM57 132V131H55ZM63 132V130L61 131ZM70 132H72L70 130ZM68 131V133H70ZM78 132V131H77ZM113 132V133H114ZM129 132V131H128ZM131 132V131H130ZM149 132V131H148ZM147 132V133H148ZM152 132V131H151ZM149 132V133H151ZM183 132V131H182ZM192 132V131H191ZM196 132V130H195ZM207 132V131H206ZM210 132V131H209ZM214 132V131H213ZM216 132V131H215ZM231 132V131H230ZM65 134L63 135H66V131L64 132ZM67 133V134H68ZM75 133V132H74ZM84 133V132H83ZM160 133V131H159ZM160 133V134H162ZM180 133V131H179ZM199 133H201L199 131ZM218 133V132H217ZM226 133V132H225ZM231 133H234L233 131ZM238 133V132H237ZM235 133V135L237 134ZM61 134V136H62ZM78 134V133H77ZM76 134V135H77ZM118 134V133H116ZM121 134V133H120ZM124 134V133H123ZM128 134V133H127ZM146 134V133H145ZM144 133L142 135H145ZM152 134V133H151ZM173 134V133H170V135ZM177 134V133H176ZM185 134V133H183ZM189 134V133H188ZM211 134H214V133H211ZM223 134V133H222ZM243 134H245L243 132ZM58 135V134H57ZM71 135V134H70ZM72 135H74L72 133ZM82 135V134H81ZM85 135V134H84ZM125 135V134H124ZM153 135L154 134V131H153ZM158 135V134H157ZM168 135V134H167ZM166 135V136H167ZM169 135V136H170ZM175 135V134H174ZM172 135V136H174ZM190 135V134H189ZM193 135V134H192ZM198 135V132L196 133V136ZM221 136V134H218ZM224 135V134H223ZM239 135V133H238ZM100 136L103 138V141L100 140ZM131 136V135H130ZM146 136H149L148 134H146ZM144 136V137H146ZM181 136V135H180ZM185 136V135H184ZM201 136V135H200ZM211 136V135H210ZM209 136V137H210ZM233 136V135H232ZM230 134V137L231 139L233 138ZM242 136V134H241ZM55 137H57L55 135ZM60 137V136H59ZM72 137V136H71ZM81 137H84V136H81ZM142 137V136H141ZM168 137V136H167ZM177 137V136H176ZM194 137V136H193ZM214 137V136H213ZM230 137H229V141H233V140H230ZM236 137V136H235ZM234 137V138H235ZM65 138V137H64ZM67 138V136H66ZM73 138V137H72ZM77 138V137H75ZM101 138V139H102ZM112 138V137H111ZM148 138V137H147ZM156 138V136H155ZM163 137H161V140H162ZM174 138V137H173ZM200 138V137H199ZM198 138V139H199ZM206 138V137H205ZM211 138V137H210ZM46 139H49V138H46ZM56 139V138H55ZM60 139V138H59ZM58 139V140H59ZM62 139V138H61ZM60 139V140H61ZM113 139V138H112ZM130 139V138H129ZM169 139V138H168ZM171 139V137H170ZM175 139V138H174ZM219 139V138H218ZM50 140V139H49ZM52 140V139H51ZM71 140V139H70ZM116 139H114L115 141ZM120 140V139H119ZM128 140V139H127ZM132 140V139H131ZM130 140V141H131ZM144 140V138H143ZM158 140V139H157ZM160 140V139H159ZM208 140V138H207ZM211 140V139H210ZM216 140V139H215ZM226 140V139H225ZM237 139L234 140V144L238 145L239 143L236 141ZM33 141V142H32ZM48 141V140H47ZM64 141V139H63ZM74 141V140H73ZM112 141V142H114ZM122 141V140H121ZM145 141V140H144ZM148 140H146V143H143L144 144V148L148 147L147 144H149L150 146V142L148 143L147 142ZM163 141L165 142V138L162 140V143ZM177 141V140H176ZM185 141V140H184ZM236 141V142H235ZM60 142V141H59ZM62 142V140H61ZM110 142V143H112ZM116 142H114V146H116ZM124 142V140H123ZM126 142V141H125ZM154 142V141H152ZM151 142V146L154 145V144H157L159 141H155V143H152ZM195 142V141H194ZM199 142V140H198ZM204 142V141H203ZM211 142V141H210ZM212 142H213V139H212ZM217 142V141H216ZM215 142V143H216ZM220 142V141H219ZM225 142V141H224ZM227 142V141H226ZM49 143V142H48ZM54 143V142H53ZM71 143V141H70ZM107 144V145H104V144ZM127 143V142H126ZM130 143V142H129ZM160 143V142H159ZM158 143V145H159ZM168 144V142H165ZM190 143V142H189ZM209 143V142H208ZM223 143V141L221 142V144ZM58 144V143H57ZM63 144V143H62ZM66 144V143H65ZM69 144V142L67 141V145ZM77 144V143H76ZM82 145V142L80 143ZM85 144V143H84ZM122 144V143H121ZM140 144H141V141H140ZM142 144V145H143ZM164 144V143H163ZM185 144V143H184ZM213 144V143H212ZM218 144V143H216ZM219 144V145H221ZM229 144V143H228ZM233 144V142H232ZM65 145V147L67 146ZM79 145V144H78ZM131 145V144H130ZM130 145L127 144V146L129 147ZM146 145V146H145ZM157 145V146H158ZM197 145V144H196ZM204 145V144H203ZM214 145V144H213ZM37 146H39L40 148H37ZM76 146V145H74ZM82 146H85V145H82ZM126 146V144H125ZM124 146V147H125ZM126 146L127 150H128V153L130 152L129 149L131 150L132 149V146L131 148L128 149V147ZM150 146V148H151ZM156 146V145H155ZM167 146V145H166ZM181 146V145H180ZM202 146V145H201ZM223 146V145H222ZM69 147V146H68ZM81 147V146H80ZM123 147V148H124ZM160 148H162L161 146H159ZM185 147V146H184ZM194 147H195V144H194ZM203 147V146H202ZM218 147V146H217ZM221 147V146H220ZM227 147V145H226ZM239 147V146H238ZM237 147V148H238ZM35 148H37V150H35ZM49 148V147H48ZM63 149V147H61ZM60 148V149H61ZM118 148V147H117ZM125 148V149H126ZM143 148V149H144ZM155 148V147H154ZM173 148V147H172ZM189 148V146H188ZM187 148V149H188ZM206 149H208V147H205ZM213 148V147H212ZM215 148V147H214ZM33 149V150H32ZM39 149V150H38ZM47 149V148H46ZM50 149H51V146H50ZM55 149V148H54ZM71 149V148H70ZM73 149V148H72ZM69 150V152H72V153H75L73 150ZM86 149H85V153H86ZM91 149V151L93 150ZM152 149V148H151ZM157 149V148H156ZM163 149V148H162ZM166 149V148H165ZM179 149V148H178ZM201 149V148H200ZM211 149V148H209ZM217 149V148H216ZM236 149V148H235ZM57 150V149H56ZM80 150V149H79ZM82 150V149H81ZM88 150V149H87ZM104 150V151H103ZM124 150V149H123ZM133 150V149H132ZM131 150V151H132ZM159 151V149H157ZM191 150V149H190ZM196 150V149H195ZM224 150V149H223ZM33 151V152H32ZM54 151V150H52ZM52 151H49V152H52ZM58 151V150H57ZM84 151V150H83ZM82 151V152H83ZM136 151V150H135ZM134 151V152H135ZM170 151V149H169ZM177 151V150H176ZM199 151V150H198ZM207 154L209 153L208 150H206ZM229 151V150H228ZM234 151V150H233ZM232 149H231V152H233ZM237 151V150H236ZM48 152V151H47ZM48 152V153H49ZM66 152V151H65ZM79 152V151H78ZM77 152V154H78ZM179 152V151H178ZM186 152V151H184ZM215 152V150H214ZM219 152V151H218ZM229 151V153H231ZM46 153V154H48ZM61 153H64V152H61ZM72 153H70L72 155ZM127 153V154H128ZM131 153V152H130ZM138 153V150L136 151V154ZM155 153V154H153ZM157 153V154H156ZM161 153V152H160ZM168 153V152H167ZM202 153H205L202 151ZM211 153V152H210ZM220 153V152H219ZM221 153H226L225 151L224 152H221ZM237 153V152H236ZM33 154V155H32ZM54 154V153H53ZM69 154V153H68ZM89 153H87L88 155ZM123 154V152H122ZM125 154V153H124ZM182 154V153H181ZM195 154V153H193ZM217 154V153H216ZM228 154V153H227ZM44 155V154H43ZM42 155V156H43ZM55 155V154H54ZM80 155V154H79ZM108 155V154H107ZM120 155V154H119ZM143 155V156H142ZM163 155H164V152H163ZM184 155V154H182ZM215 155V154H214ZM220 155V154H218ZM225 155V154H224ZM52 156V155H51ZM67 156V155H66ZM69 156V155H68ZM67 156V157H68ZM75 155H73V157H68L67 159L68 160H73L75 159L74 158ZM82 156V155H81ZM80 156V158H81ZM92 156V155H91ZM130 156V154H129ZM130 156V157H132ZM141 156L142 158H145L148 160V162H146V160H141ZM194 156V155H193ZM197 154L195 155L194 158H197ZM203 156V155H202ZM209 156V155H208ZM223 156V155H222ZM228 156V155H227ZM234 156V158H236ZM45 157V156H43ZM47 157L49 158V156L47 155ZM84 157V156H83ZM166 157V156H165ZM168 157V156H167ZM186 157V156H184ZM215 157V156H214ZM70 158V159H69ZM79 158V157H78ZM94 158V157H93ZM102 158V157H101ZM125 158V157H124ZM189 158V156H188ZM193 158V160H194ZM226 158V156H225ZM232 158V157H231ZM233 158V160L235 161V159ZM28 159H32L31 161H33L32 163L28 160ZM128 159V160H127ZM141 161H140V160ZM166 159V158H165ZM209 159V158H208ZM216 159H219V157L215 158ZM229 159V158H228ZM50 160L47 159L46 162H48ZM56 161H59L58 158L55 159ZM79 160V159H78ZM124 160V159H123ZM155 160V161H154ZM176 160V159H174ZM187 160V158H186ZM196 160V159H195ZM194 160V161H195ZM207 160V159H206ZM222 160V159H221ZM225 160V159H224ZM94 161V160H93ZM100 161V160H99ZM135 161V163L133 162ZM232 161V160H230ZM67 162H70V165L69 168L71 167V164H73L71 161H67ZM78 162V161H77ZM133 162V163H132ZM137 162V163H136ZM139 162V163H138ZM151 162V161H150ZM193 162V161H192ZM197 162V161H196ZM195 162V163H196ZM201 162H206L205 160H201ZM218 162V160H217ZM216 162V163H217ZM223 162V160H222ZM66 163V162H65ZM75 163V162H74ZM97 163H99L97 161ZM96 163V164H97ZM104 163V162H103ZM132 163V164H131ZM141 163V164H140ZM202 163V168H203V164ZM216 163H215V166H216ZM224 163H227V162H224ZM233 163V165H234ZM59 164V163H58ZM79 164V163H78ZM100 164V163H99ZM151 164V163H150ZM158 164V165H157ZM167 164H168V161H167ZM173 164V163H172ZM184 164V163H182ZM181 164V165H182ZM188 164V163H187ZM200 164V163H199ZM196 165L195 168H198V165ZM207 164V163H206ZM219 164V163H217ZM222 164V163H221ZM220 164V165H221ZM229 164V163H228ZM227 164V165H228ZM50 166V162L48 164ZM86 165V164H85ZM84 165V166H85ZM90 165V164H89ZM95 165V164H94ZM98 165V164H97ZM170 165V164H169ZM192 165V164H191ZM212 165V163H211ZM210 165V166H211ZM223 165H226V164H223ZM232 165V166H233ZM48 166V167H49ZM54 166H60V165H54ZM67 166V165H66ZM82 167H84L82 164H81ZM99 166V165H98ZM101 166V164H100ZM120 166V165H118ZM183 166V165H182ZM201 166V165H199ZM210 166L208 167V169L210 168ZM214 166V165H213ZM53 167V166H52ZM75 167V166H74ZM87 167V165H86ZM92 168L95 167V166H91ZM187 167V165H186ZM221 167V166H220ZM47 168V167H46ZM57 168V167H56ZM60 168V167H59ZM72 168V167H71ZM70 168V170H71ZM98 168V167H97ZM96 168V170H97ZM108 168V167H107ZM122 168V169H123ZM162 168H164V165L162 166ZM162 168L158 169L160 172L161 170H163ZM165 168H167V166L165 165ZM178 168V167H177ZM48 169V168H47ZM51 169V168H50ZM74 169V168H72ZM76 169V168H75ZM79 169V168H78ZM94 169V168H93ZM104 170V168H101ZM170 169V168H169ZM201 169V168H200ZM219 169V168H218ZM224 169H225V166H224ZM62 170V168L60 169V171ZM67 170V169H66ZM77 170V169H76ZM84 170V169H82ZM95 170V169H94ZM166 170V169H165ZM190 170V169H189ZM199 170V169H198ZM196 170V172L198 171ZM211 170V169H209ZM213 170V169H212ZM227 170L229 171V169L227 168ZM241 170H243L244 172H242ZM57 171V170H56ZM69 171V169H68ZM73 171V170H72ZM80 171V169H79ZM78 171V172H79ZM105 173H106V170H104ZM103 171V172H104ZM184 171V170H183ZM44 172V173H42ZM47 172V171H46ZM53 172L55 173V171L53 170ZM84 172L87 173L86 170H84ZM125 172V173H126ZM173 172V171H172ZM187 172V171H186ZM199 173L203 172V170L201 169L200 171H198ZM209 172V171H208ZM212 172V171H211ZM230 172V171H229ZM76 173V172H75ZM85 173V174H86ZM217 173V172H216ZM45 174V175H44ZM56 174V173H55ZM78 174V173H77ZM89 174V172L87 173V175ZM91 174V172H90ZM94 174V173H93ZM98 174V173H97ZM101 174V173H100ZM187 174V173H186ZM185 174V175H186ZM196 174V173H195ZM202 174V173H201ZM211 174V173H210ZM214 174V173H213ZM82 175V174H81ZM80 175V178H82V176ZM84 175V174H83ZM103 175V174H102ZM123 175V174H122ZM199 176H201L200 174H197ZM56 176V175H55ZM68 176V175H67ZM90 176V175H89ZM105 176V175H104ZM103 176V177H104ZM183 176H184V173H183ZM192 176V175H191ZM204 176L206 177V174H204ZM209 176V175H208ZM211 176V175H210ZM59 177V176H58ZM70 177V176H69ZM85 178V176H83ZM91 177V176H90ZM88 177L89 179V182H91L92 178ZM95 177V176H94ZM123 177V176H122ZM190 177V176H189ZM203 177V174L201 176V178H204ZM78 178V177H77ZM87 178V177H86ZM130 178L128 179L127 176H126V179L129 181V184H125L124 182H126L124 179H123V182L124 183L122 186H119V188L123 187L125 185V189L127 188V185L129 187L132 188V185L133 183L130 182ZM172 178V177H171ZM185 178V177H184ZM208 177H206L207 179ZM211 178V177H210ZM212 178H213V175H212ZM216 178V177H215ZM234 178L236 180V182L234 181ZM241 178H245V181H246V184L244 187H240L239 186V182H240V179ZM63 179V178H62ZM71 179V178H70ZM76 179V177H75ZM203 179V180H204ZM205 179V180H206ZM214 179V178H213ZM212 179V180H213ZM65 180V179H64ZM73 180V179H71ZM77 180V179H76ZM80 180V179H79ZM86 180V179H84ZM176 180V179H175ZM190 180V178H189ZM195 180V179H193ZM199 180V179H198ZM208 180V179H207ZM211 180V179H209ZM217 180V179H215ZM81 181V180H80ZM98 181H100L98 179ZM122 181V180H121ZM127 181V182H128ZM197 181V180H196ZM68 182V184H67ZM82 182H83V179H82ZM101 182V181H100ZM117 182V181H116ZM180 182V181H179ZM182 182V181H181ZM190 182V181H189ZM212 182V181H210ZM219 182V181H218ZM233 182V183H232ZM108 183V182H106ZM196 183V182H194ZM217 183V182H215ZM79 184V183H78ZM83 184V185H82ZM103 184V183H102ZM171 184V183H170ZM169 184V185H170ZM187 184V183H186ZM190 184V183H189ZM198 184V183H197ZM204 184V183H203ZM209 184V183H208ZM56 185V186H55ZM91 185V187H90ZM96 185V184H95ZM116 185V184H115ZM214 185V184H212ZM209 186V185H208ZM220 186V184H219ZM63 187V189H62ZM71 187L73 188V190L71 189ZM116 188H118L117 186H114ZM189 186V188H191ZM213 187V186H212ZM80 190H78V189ZM105 187H103L104 189ZM113 188V187H112ZM188 188V187H187ZM188 188V189H189ZM247 188V189H245ZM97 189V188H96ZM100 189V188H99ZM121 189L119 191H122L124 190L123 193H127L125 192L126 190L128 191V189ZM135 189V188H134ZM53 190V192L55 191ZM59 190V189H58ZM59 190V191H61ZM72 190V191H71ZM115 188L113 189V192H114ZM139 190V189H138ZM191 190V189H190ZM194 190V189H193ZM249 190V191H248ZM75 191V190H74ZM103 191V190H102ZM118 191V190H116ZM134 191V190H133ZM248 191V192H247ZM67 192V190H66ZM105 192V191H104ZM112 192V193H113ZM59 193V192H58ZM82 194V195H81ZM107 194V193H106ZM118 194V193H117ZM129 194V191L127 194L128 196ZM246 194V195H245ZM72 195V196H71ZM111 195V194H110ZM52 196V197H51ZM109 196V195H108ZM54 197V198H53ZM126 197V196H125ZM129 197V196H128ZM53 198V199H52ZM121 198V196H120ZM127 198V197H126ZM113 199V198H112ZM128 201H129V198H127ZM38 200V201H37ZM52 200L55 201L54 204H59V206L62 204L63 206L67 207L68 210H66L65 208L63 210V208H61V211L63 210V212L66 214L64 218L69 217L70 216L72 217L73 215H71V208L73 207L74 211H75V208L77 206L76 209H78L77 211H84V209H86L88 216H89V213L92 214L95 218L94 221H91L93 219L90 218V216L88 218H90V220L87 219V216L85 218V221L84 219H82V221H80V219H78V217H76L77 219L75 218H70V219H73V221L71 220V223L67 222L66 219V227L65 228H61L63 226H61V222H63V220H61V222H55L56 220H53L51 218L50 215V219L49 218H46L47 220H44L46 222H44L42 220V222H39L41 219H39V221L37 222L34 218H31V219H34L36 222H33V224H31L30 221L29 224H31L29 226L28 222L26 221H22L21 218V206L25 205V204H28L30 205V203H34V201H37L40 202L42 205H50L52 204ZM63 200V202H62ZM121 200V199H119ZM118 200V201H119ZM131 200V199H130ZM134 199H132L131 201V204L133 202ZM123 200H121L122 202ZM139 201V200H138ZM62 202V203H61ZM114 202V201H113ZM125 203V201H123ZM136 202H137V199H136ZM65 203V204H64ZM100 205H99V204ZM123 203V204H124ZM126 203H129V202H126ZM126 203L123 205L125 207ZM140 203V202H139ZM54 204L53 207H54ZM56 204V205H57ZM104 204V205H103ZM109 204V203H108ZM26 206V207H32V206ZM75 205V206H73ZM113 205V204H112ZM128 205V204H127ZM38 206V209H39V203L37 204ZM59 206H55L56 208L58 207V210H59ZM70 206V207H69ZM81 208L83 207V209H79L78 208ZM111 206V205H109ZM115 206V205H114ZM122 205L120 204V207ZM134 206V205H133ZM132 206V207H133ZM139 206H141V204H139ZM23 206V209L26 208ZM42 207V206H41ZM40 207V208H41ZM52 207V208H53ZM54 207V208H55ZM113 207V206H112ZM117 206L113 207V208H116ZM135 207V210L137 206H134ZM47 208V207H46ZM110 208V207H109ZM113 208H111L113 210ZM122 208V207H121ZM127 208V207H126ZM137 208H141V207H137ZM30 209V208H28ZM33 209V207H32ZM43 209V208H42ZM118 210H120L119 208H117ZM156 209V208H155ZM44 210V209H43ZM48 210V209H47ZM56 211V209H54ZM121 210H124V209H121ZM140 210V209H139ZM31 211V210H30ZM33 211V210H32ZM36 211V210H34ZM46 209L44 210V213ZM59 210V212H61ZM66 211V212H65ZM67 211H70V214L67 212ZM85 211V212H86ZM127 211V210H126ZM125 211V212H126ZM138 211V210H137ZM136 211V212H137ZM142 211V210H141ZM141 211H138V214L140 215V212ZM29 212V211H28ZM48 212V211H47ZM59 212H57L59 214ZM144 212V211H143ZM32 213V212H31ZM39 213H42L39 211ZM52 213V212H51ZM62 213V212H61ZM60 213V215H61ZM68 213V214H67ZM77 213V212H76ZM80 215H83L82 212H79ZM123 213V212H122ZM38 214V213H37ZM55 214V213H54ZM63 214V213H62ZM127 214V213H126ZM137 214V213H136ZM35 215V214H34ZM39 215V214H38ZM38 215H35V216H38ZM42 215V214H41ZM41 215H39L41 217ZM45 215V214H44ZM52 215V214H51ZM59 215V216H60ZM64 215V214H63ZM91 215V216H92ZM124 215V214H123ZM43 216V215H42ZM48 216V214H47ZM54 216V215H53ZM56 216V215H55ZM62 216V215H61ZM76 216V215H75ZM117 216V217H116ZM120 216V214H119ZM132 216V215H131ZM143 216V215H142ZM142 216L141 219H142ZM46 217V216H45ZM45 217L43 219H45ZM63 217V216H62ZM84 217V215L82 216ZM123 217V216H122ZM121 217V219H123ZM138 217V216H137ZM136 217V218H137ZM145 218V216H143ZM24 218V216H23ZM38 218V217H37ZM42 218V217H41ZM57 218H59L57 216ZM63 218V219H64ZM148 218V217H147ZM29 219V218H28ZM27 219V220H28ZM49 219V220H48ZM70 219H67V220H70ZM140 219V221H141ZM87 220V221H86ZM138 220V219H137ZM149 220V219H148ZM163 220V219H162ZM78 221V222H77ZM124 221V220H123ZM126 221V220H125ZM143 221V220H142ZM160 221V220H159ZM25 222V223H24ZM132 222V221H131ZM130 222V223H131ZM138 222V221H137ZM136 222V223H137ZM157 222V221H156ZM68 223V224H67ZM123 223V222H122ZM135 223V224H136ZM139 225H140V222H138ZM138 223L135 225L137 226ZM145 223V222H144ZM148 223V222H146ZM152 223V222H151ZM143 224V222L141 223ZM63 225H65L63 223ZM150 225V224H149ZM154 225V223H153ZM119 226H121L119 224ZM142 226H145V225H142ZM142 226H140L142 228ZM155 226V225H154ZM134 227V226H133ZM150 227V226H149ZM139 228V226H138ZM145 228V227H143ZM131 230V229H130ZM128 230V231H130ZM134 230V229H133ZM140 231V228L138 229ZM142 230V229H141ZM124 231V230H123ZM135 231V230H134ZM149 231V229H148ZM132 232V231H131ZM150 232V231H149ZM134 235H135V232H133ZM138 233V232H137ZM140 233V232H139ZM143 234V232H141ZM130 234V232H129ZM141 234V235H142ZM133 235V237H134ZM148 235V234H147ZM146 236V235H145ZM143 237V236H142ZM149 237V236H148ZM140 238V237H138Z\"/></svg>",
  "mask_w": 264,
  "mask_h": 264
},
{
  "label": "rangeland",
  "instance_id": "374dc122",
  "mask_svg": "<svg viewBox=\"0 0 264 264\" xmlns=\"http://www.w3.org/2000/svg\"><path fill=\"white\" fill-rule=\"evenodd\" d=\"M194 1V3H192V2ZM190 1V5L188 6L189 8H188V10L186 9V10H184V12L183 13H179V14H177V15H175V17L173 16H171L172 14H167V15H165V14H162V16H161V14H155V13H149L151 16H155L156 15V17H154V19H153V17L151 18V17H149L148 15H146V16H144V15H141L140 13H138V12H134L135 14H134V16H132V18L130 19V21L126 24L124 21H122L123 19H122V17L123 16H121L120 15V18H121V22H120V26H119V31H117L118 32V34L120 35V37H124L125 35V37H124V39L126 40L125 42H123V39L122 38H120V40H122V42L121 43H125V47L124 46H121L120 44L121 43H119V45L120 46H118V55H120V56H122V54H120V51H122L123 50V48H129L130 49V47H133V48H131L130 50L129 49H127V51L125 50V51H122V53H123V55H124V52H125V55H124V57L125 56H127L128 54H130V55H128L127 57H126V61H127V64L125 63V62H123V61H125V60H123V56H122V58L121 59H119L118 60V62L119 63H124L123 65H125L127 68L126 69H122L121 70V68H125V66H123V67H121L120 68V80L123 82L124 80V83H126V79L127 78H129V79H131V80H134L133 79V77L135 78L136 76H137V79H135L134 81V83H133V85H132V81H129V79H127V83L128 82H131V83H128V84H125V86L128 88V89H126V87L124 86V88L126 89V90H129V88H130V90L128 91V92H125V89L123 90V87H121L119 90H120V92L123 90L125 93H129L128 95L130 96L131 95V92H134L135 90H136V88H137V90H139L138 92L140 93L141 92V96H139V97H135V94L136 95H139V93H135V94H132L133 96H134V98H135V102L136 101H138V103L135 105L132 101L134 100V99H132L133 97H130L131 98V100H130V98H128L127 97V94L125 95V97L123 96V95H119L118 94V92L116 93L117 95L116 96H121L120 98H123L124 97V99H126V100H128V103H126L127 101H124L125 102V104H122V106H124V105H126L127 107L124 109V112H123V107L121 108V109H119V110H121L120 112H116V113H118V114H116V113H113V112H115V110L114 109H116V111L118 110V108L116 107L118 104H121V102H120V98H118V97H116L118 100H116V98H115V101L113 100L112 102H111V105H110V109H108L109 111H111V115H109V111L108 110H106L105 112H106V114H108V116H110V118H108V116L107 117H105L106 115H105V112H103L102 110V112H103V115L101 114L102 112L99 110H97L98 112L97 113H95V116H96V118H97V120L99 121V119H102V122H103V125H104V127H102V128H100V126H102L101 124L99 125V126H97V128H99V131L103 134V135H106L105 137L106 138H108V135H110L109 137L110 138H108V140H107V142L109 141V139L110 140H112V141H114V139H116L115 141H117L116 142V146H114V142H112V141H110V142H112V143H110V142H108L109 143V145L112 147V149L115 151L116 149H120L121 147V149H122V151L121 150H117V154H118V156L120 157V159L124 162V164H128L129 162L128 161H126V158H129V159H131V161H132V159H134L133 158V154L135 153V156L134 157H136L139 153L140 154H144V156H148L151 152H152V150L153 149H155L153 152H158L159 154V156L161 155V157H159V158H162L163 159V163L164 164H162V166L164 165V168H162V166L160 167H157V166H155L154 164H156L157 162H153V160L152 159H150L153 155H150V158H149V165H151V167H152V170L154 171V173L155 174H162V175H164V178H165V181H166V187L169 189V188H171L172 189V187H173V189L174 188H176V189H180V191L182 190V186L183 187H185V188H183V190L185 191L186 189H187V191L188 192H192V191H196L195 190V188H196V186H197V190H201V189H199V185L200 184H202L200 187L202 188V189H208V188H219V189H222V188H224L223 187V183H228V186L231 184V182L230 181H232L233 180V176H234V173L235 172H237L236 173V176L238 175V173H239V167H238V165H237V167H235L236 166V164H239L237 161V157L235 156V154H237V156H238V154H239V151L241 150V146H242V144L241 143H243V142H240L241 140H243V137H244V140H245V136L247 135V133L250 131V130H246V129H252V127H253V124L255 123V121H253L254 120V112H251L253 109V111H255L256 109H257V107L258 108H262V107H264V101H262V100H264V81H262V83H260V82H255L254 80H253V78H251V75H249V74H252V73H254V72H252L253 70L251 69V68H249L248 67V65L251 63V62H248L247 63V65H246V59H248L247 57H249V59H251L250 61H252L253 60V58H254V60H253V62L254 61H256L257 59H256V56L259 58V57H264V42H262V41H264V39H262V38H264V30H261L262 28H264V16H262V15H264V0H257L256 2H253V1H255V0H203V1H201V0H191ZM209 1V2H208ZM250 2V3H246V2ZM260 1V2H259ZM13 2V3H12ZM197 2V3H196ZM198 2H199V4H198ZM203 2V3H202ZM221 2V3H220ZM244 2V3H243ZM257 2L259 3V4H257ZM202 3V4H201ZM252 3V4H251ZM256 3V4H255ZM13 4H14V7H13ZM250 4H251V8L249 7L250 6ZM5 5H7L8 7H9V5L12 7H10V11H11V13H9L10 11H9V8H6V6ZM16 4H15V1L14 0H6V4H5V1L4 0H0V7H1V9L3 8V10H1L0 9V20H1V24H0V30H1V28H2V31H1V33H2V35L3 34H6L5 32H7V31H10V30H12L14 33L17 31L18 32V34H17V32L15 33V34H12V36L16 39V37H18L17 38V40H15V43H19L20 45H26V46H29V47H36V45H39V43L37 42V40H36V38H33L34 37V34L32 33V31H31V29H30V27H29V25H28V27H27V22L25 21V19H24V17L22 16V15H20L21 13L19 12V10H18V8H17V6H15ZM196 6V10L193 8V6ZM220 5V6H219ZM248 5V6H247ZM252 5H256L255 7L254 6H252ZM258 5V6H257ZM262 5V6H261ZM201 6V7H200ZM236 6V7H235ZM243 6H245V7H243ZM191 7H192V9L193 10H191ZM214 7V8H213ZM226 8V9H228L227 11H225V10H223V8ZM240 7H242V9L240 8ZM248 7V8H247ZM254 7V8H253ZM258 7V8H257ZM260 7V8H259ZM245 8H247L248 10H246ZM250 8V9H249ZM253 8V9H252ZM258 10H257V9ZM8 9V10H7ZM16 9H17V11H16ZM199 9V10H198ZM207 9V10H206ZM254 9H256V12L257 11H259L261 14L259 15V12H257L256 14H258V17L256 16H254L255 18H254V20H256L255 22H254V24L252 23V20H253V17H252V19L250 20V18H249V14L246 12V11H254ZM193 11V13L191 12V11ZM205 10V11H204ZM229 10H232V11H230L229 12ZM243 10V11H242ZM2 11H4L3 13H2ZM6 11H7V13H6ZM13 11H15L16 12V14L18 15V13H20L19 15H18V18L17 19H19V20H17V21H19L18 22V27L16 26V28H15V26H13L12 24H14V23H12V24H10L12 21H10V20H13V19H9L10 17L12 18V16H10V14L12 15V12ZM186 11V12H185ZM234 11H235V14H240L241 16H244L245 17V15L246 14H248L249 16H247L246 15V20H247V17H248V22L244 19V20H242L243 22L241 23V24H244L245 22L246 23H252V24H249L250 25V27H251V29H249L250 27H248L249 25L248 24H246V26H247V28L246 29H249V30H245L244 28H243V31L242 30H239V32H240V35H244V36H246V37H244V39L242 40V41H234V40H228V35L230 34V33H227L226 35H224V36H222L221 38L222 39H220V41H218L217 40V38L214 36V35H212L213 33L211 32V30H210V23L213 21V20H218L219 18V20L221 21L220 23L221 24H219L220 26H223L224 25V15L225 14H229V15H231L232 13H234ZM249 11V12H250ZM262 11V12H261ZM204 12V13H203ZM217 12H218V14H217ZM2 13V14H1ZM186 13H188V15L186 14ZM192 13V14H191ZM245 13V14H244ZM253 13V12H252ZM154 14V15H153ZM184 14H186V16L184 15ZM194 14H195V16H194ZM216 14V15H215ZM251 14V13H250ZM3 15V16H2ZM6 15V16H5ZM133 15V14H132ZM137 15V16H136ZM158 15V16H157ZM184 15V16H183ZM220 15H222L221 17H222V19L223 20H221V17H220ZM255 15V14H254ZM22 16V17H21ZM146 17V18H149L148 20L146 19V18H144V17ZM180 16H182L181 18H186V19H181L180 18ZM206 16H207V18H206ZM217 16H219V17H217ZM226 16V15H225ZM253 16V15H252ZM4 18V20H2L3 18ZM8 17V18H7ZM133 17H134V19H133ZM158 17H160L159 19H158ZM167 17V18H166ZM169 17V18H168ZM178 17L181 19H178ZM227 17V16H226ZM225 17V18H226ZM259 17H262V18H259ZM138 18H140L139 20H138ZM142 18V19H141ZM213 18V19H212ZM216 18V19H215ZM258 18V19H257ZM159 21H158V20ZM166 19V20H165ZM170 19V21H168ZM180 20L179 22H176L175 23V21L174 20ZM204 19V20H203ZM183 20H185L184 22H186V23H184V22H182ZM198 20V21H197ZM253 20V21H254ZM258 20V21H257ZM4 21V22H3ZM134 21H135V23H134ZM138 21V22H137ZM144 21V22H143ZM147 21V22H146ZM166 21H168V22H170L172 25H173V23H175L173 26H171V24L170 23H166ZM174 21V22H173ZM245 21V22H244ZM251 21V22H250ZM261 23H260V22ZM7 22V23H6ZM10 22V23H9ZM14 22V21H13ZM21 22V23H20ZM122 22H123V24H122ZM139 22H142V23H140L139 24ZM146 22V23H145ZM154 22H157V23H154ZM173 22V23H172ZM206 22H207V24H206ZM259 22V23H258ZM3 23V24H2ZM24 23V24H23ZM159 23H161V25L159 24ZM180 25H179V24ZM183 23V24H182ZM189 23V24H188ZM200 23V24H199ZM203 23V24H202ZM204 23H205V25H204ZM130 26H129V25ZM133 24V25H132ZM136 24V25H135ZM156 24L158 25V26H160L159 28H161V29H158V27H155L156 26ZM182 24V25H181ZM259 24V25H258ZM1 25H2V27H1ZM5 27H4V26ZM13 27H12V26ZM123 25H124V27H123ZM132 25V26H131ZM154 28H152L151 26ZM200 25V26H199ZM209 25V26H208ZM218 25V26H219ZM254 26L253 28H252V26ZM257 25V26H256ZM21 26V27H20ZM134 26H136V27H138V28H134ZM145 26H147V27H145ZM148 26H150V28L148 27ZM203 26L205 27V28H203ZM219 26V27H220ZM243 27H244V25H242ZM242 26L240 27V29L242 28ZM256 26V27H255ZM26 27V28H25ZM165 27V28H164ZM179 28L180 27V29L181 30H179V29H177V28ZM185 29H184V28ZM261 27V28H260ZM15 28V29H14ZM17 28H18V30H17ZM23 28V29H22ZM28 28H29V30H28ZM143 28V30L141 31V29ZM168 28H170V29H168ZM176 28V29H175ZM182 28H183V30H185V32L182 30ZM206 28H208V31L207 30H205ZM5 31H4V30ZM10 29V30H9ZM22 29V31H20ZM125 29H127V30H125ZM134 29V30H133ZM148 29V31H145V30H147ZM195 29V30H194ZM259 29V31H257ZM124 30V31H123ZM139 30V31H138ZM158 30H160L159 31V33L157 32ZM162 30H166L165 32H163ZM168 30V31H167ZM205 30V31H204ZM231 30V29H230ZM230 30H229V32H230ZM25 31V32H24ZM28 31H31V33L33 34V36H32V34L30 33V32H28ZM123 31V32H122ZM151 31V32H150ZM181 31V32H180ZM199 31V32H198ZM245 31H247V32H245ZM257 31V32H256ZM11 32V31H10ZM12 32V33H13ZM21 32H23V33H25V35L23 34V33H21ZM141 32H142V35H141ZM149 32H150V34H149ZM161 32V33H160ZM167 32V33H166ZM171 32V33H170ZM195 32V34H193ZM243 32V33H242ZM250 33L249 35L247 34V33ZM253 32H255V33H253ZM27 33V34H26ZM121 33V34H120ZM146 33H148V34H146ZM245 33H246V35H245ZM9 34V33H8ZM11 34V33H10ZM16 34L18 35V36H16ZM24 36H22V35ZM31 34V35H30ZM123 34V35H122ZM129 34V35H128ZM153 34V35H152ZM155 34H157L158 36H156ZM160 34V35H159ZM164 34V35H163ZM183 34V35H182ZM197 34V35H196ZM1 35V34H0ZM2 35H1V37H2ZM149 35V36H148ZM167 37H166V36ZM186 37H185V36ZM207 35V36H206ZM209 35V36H208ZM253 35V36H252ZM258 37V38H256V36ZM6 36V35H5ZM16 36V37H15ZM142 36H143V38H142ZM153 36V37H152ZM161 36V37H160ZM170 36V37H169ZM172 36V37H171ZM189 36V37H188ZM214 36V37H213ZM251 36H252V38H251ZM255 36V37H254ZM12 37V38H13ZM20 37V38H19ZM21 37H23L22 38V40H20L21 39ZM128 37V38H127ZM131 37H133V39L131 38ZM140 37L142 38V39H140ZM154 37H156V38H154ZM157 37H158V39H157ZM165 37V38H164ZM182 37H184V38H182ZM209 37V38H208ZM13 38V39H14ZM25 38H28L27 40L25 39ZM137 38V39H136ZM149 38V39H148ZM154 38V39H153ZM163 38V39H162ZM179 38V39H178ZM208 38V39H207ZM223 38H227V40L226 39H223ZM170 39V40H169ZM186 39V40H185ZM25 42H24V41ZM139 41V42H137V41ZM146 40V41H145ZM149 40H151V41H149ZM154 40V41H153ZM157 40H159V42L157 41ZM182 40V41H181ZM223 40V41H222ZM255 40H257V41H255ZM21 41H22V43H21ZM129 42V44H131V45H129V44H127L126 42ZM145 43V44H143V42ZM156 41V42H155ZM168 41V42H167ZM179 41V42H178ZM193 43H192V42ZM230 41V42H229ZM251 41V42H250ZM38 44H37V43ZM131 42V43H130ZM172 42V43H171ZM183 42V43H182ZM218 44H217V43ZM235 42V43H234ZM237 42V43H236ZM251 44H250V43ZM255 42V43H254ZM24 43V44H23ZM132 43H133V45H132ZM149 43V44H148ZM152 45H151V44ZM156 43V44H155ZM159 43V44H158ZM168 43V44H167ZM199 43H202V44H199ZM224 43V44H223ZM229 43H230V45H229ZM246 43V44H245ZM250 45H249V44ZM34 44H36V45H34ZM137 44V45H136ZM143 44V45H142ZM198 44V45H197ZM223 44V46L221 47V45ZM227 44V45H226ZM253 44V45H252ZM257 44V45H256ZM128 45V46H127ZM145 45V46H144ZM148 47H147V46ZM152 46V48L153 49H155V50H152L151 49V47L150 46ZM165 45V46H164ZM171 46V48L169 47V46ZM196 45V46H195ZM202 45V46H201ZM215 45V46H214ZM219 45V46H218ZM233 45H234V47H233ZM249 45V46H248ZM136 46V47H135ZM142 46V47H141ZM154 46V47H153ZM172 46H174L173 48H172ZM210 46H212L211 48H210ZM237 46V47H236ZM240 46V47H239ZM243 46V47H242ZM253 46V47H252ZM258 46V47H257ZM119 47H121L120 49H119ZM137 47H141V48H143V49H147V50H145V51H143V49H139V48H137ZM217 47V48H216ZM236 47V48H235ZM247 47V48H246ZM249 47H251V49L253 48V50L252 51H250V49H248ZM261 47V48H260ZM169 48V51L171 50V52H168V50H166V49H168ZM183 48V49H182ZM198 48V49H197ZM209 48V49H208ZM222 48V49H221ZM227 48H229V49H227ZM232 48V49H231ZM242 48V49H241ZM244 48V49H243ZM255 48V49H254ZM259 48V49H258ZM133 49V50H132ZM135 49L137 50L136 52V54L134 53L135 52ZM138 49H139V51H143V52H139L138 51ZM178 49V50H177ZM211 49V50H210ZM214 49V50H213ZM218 49L220 50V51H218ZM239 49V50H238ZM261 49V50H260ZM150 50V51H149ZM152 50V51H151ZM163 50V51H162ZM172 50H175L176 51V53H174V54H172L173 52H175V51H172ZM182 50L184 51V52H182ZM211 51V53H210V51ZM230 50V51H229ZM235 50V51H234ZM241 50V51H240ZM246 50V51H245ZM258 52H257V51ZM129 51H130V53H129ZM132 51H134V52H132ZM154 51V52H153ZM157 51V52H156ZM198 52L197 54H196V52ZM201 51V52H200ZM214 51H215V53H214ZM227 51V52H226ZM236 51L238 52V53H236ZM249 51V52H248ZM256 51V52H255ZM261 51V52H260ZM127 52H128V54H127ZM138 52H139V55H142V56H139V57H137L138 56ZM195 52V53H194ZM248 52V53H247ZM250 52H253V53H250ZM132 53V54H131ZM148 53V54H147ZM152 53L154 54V55H152ZM155 53L157 54L158 53V55H155ZM167 53V54H166ZM199 53H201V55L199 54ZM208 53L210 54V55H208ZM214 53V54H213ZM218 53V54H217ZM243 53V54H242ZM261 53V54H260ZM127 54V55H126ZM134 54V55H133ZM146 54V55H145ZM161 54V55H160ZM169 54V55H168ZM186 54V55H185ZM195 54V55H194ZM204 54V55H203ZM230 54H231V56H232V58H231V56H230ZM248 54V55H247ZM252 54V55H251ZM144 55H145V57H144ZM152 55V56H151ZM165 55V56H164ZM170 57V55H172V57H168V56ZM178 55V56H177ZM180 55V56H179ZM183 55V56H182ZM188 55V56H187ZM200 55V56H199ZM223 55H226V56H223ZM237 55V56H236ZM240 55V56H239ZM259 55H261V56H259ZM155 56V57H154ZM158 56V57H157ZM161 56H163V57H161ZM185 56V57H184ZM210 56V57H209ZM235 56V58H233ZM243 56H246V58H244ZM252 56V57H251ZM254 56V57H253ZM129 57V58H128ZM155 59V61L154 60H152L151 61V59ZM179 57V59H177V58ZM182 57H184V59L182 58ZM192 57V58H191ZM203 57V58H202ZM206 57V58H205ZM219 57V58H218ZM237 57V58H236ZM242 57V58H241ZM141 58H142V60H141ZM146 58V61H144V59ZM175 58H176V60L179 62V63H177V61H175ZM210 58H212V59H210ZM214 58V59H213ZM216 58H218V59H216ZM224 58H225V60H226V62L224 61ZM226 58H228V59H226ZM133 59H135V60H133ZM137 59V60H136ZM159 59V60H158ZM173 59V60H172ZM193 59V60H192ZM203 59V60H202ZM222 59V60H221ZM231 59V60H230ZM233 59V60H232ZM242 59V60H241ZM262 59V61H264V58H261ZM133 60V61H132ZM150 60V61H149ZM186 60V61H185ZM198 60H199V62H198ZM122 61V62H121ZM129 61V62H128ZM142 63H141V62ZM172 61V62H171ZM181 61H182V63H181ZM204 61V62H203ZM206 61V62H205ZM232 61V62H231ZM239 61V62H238ZM241 61H245V62H241ZM257 61H260V62H262L261 60H257ZM201 62V63H200ZM226 63V65H225V63ZM237 62V63H236ZM130 63H132V64H130ZM178 64L176 67L175 66H173V70H172V65L173 64ZM186 63H187V65H186ZM203 63V64H202ZM229 63H230V65H231V63H232V65H234L233 63H236V65H234V67L231 65V66H229ZM5 64V65H4ZM1 63V65L3 66H1L0 65V67L1 68H3L2 70H5V67H8L9 68V70L11 71L12 70V68H17L18 69V67L20 66V68H24V69H27L28 71H26V73H25V75H21L20 73H22V71L21 72H18L19 73V75L17 76V75H15L14 76V78L11 80V81H9V82H7L6 84H5V86H1L0 87V94L1 93H3V94H1L0 95V101L2 100H4L5 99V104L3 103V104H1L0 106H2V105H4V106H2V107H4L2 110H3V114L5 113V114H8L9 112H7V111H9L10 109V107H12L13 105H15L16 104V100H17V102H19V103H21V104H18L19 106H24L25 104H27V106H29V105H32V106H35L34 107V109H32V106H29V107H25L24 106V108H29V109H27V110H29V117H27V119L29 120V121H31V123L32 124H37L38 123V125H37V127H38V129L40 130V131H42V132H38V133H43V134H47L48 135V133H49V130H50V134H51V136L49 137V135H48V137L46 136V135H44L43 136V138H45V146H41V148L39 147V146H37V148H40L41 149V151L42 150H44L43 152V154L41 153V155H39L41 158L40 159H42V163H43V166H44V170L46 169V171H45V173H47V176H51L50 178H53V177H57L56 179H57V181H59V180H61V182H62V180L65 182L67 179H68V182L69 181H71V182H69L70 183V186H73L72 184L74 183V190H73V188L71 187V189L73 190V193H75L76 192V194L77 193H79V195H80V192H77L76 191V185L75 184H77V187H80V185H81V183H83L84 184V181H85V184H86V186H89V184H91V185H93V183H94V180L93 179H95V184L93 185L94 186V188H93V190H99V191H101V193L103 194L104 193V197L106 198V195H107V198H106V200H105V211H109V212H111V213H113V211H114V213L115 214H120V216H119V214H118V219H119V217H120V219L119 220H117V221H121L119 224L121 225V226H119V224H118V227H120V228H118L119 230L120 229H122V230H120V232L122 233V235L124 236L125 235V233H126V235H125V237L126 238H129V237H131L132 239L133 238H135V236L137 235V238H135V240L137 239H141V238H150L151 237V234H152V236H154V229L156 228V226H159V224L163 221L164 222V217H162V215L160 214V212L157 210V207H156V205H155V203H154V201H152V200H150V198L149 197H147L144 193H143V191L142 190H140V187H138V185H136V184H134L132 181H131V178L128 176V174H127V172L125 171V169L122 167V165L118 162L117 164L115 163V161L111 158V156L109 155V153H107V149H105L104 148V150H106L105 152H103V154L100 152H98L97 153V151H95L96 153H94L93 151H94V149H93V146L91 145V148L89 149V148H87L86 149V147H90V144L91 143H89L88 144V142H89V140H88V138H87V133H86V131H85V127L82 125V119L81 118H78L77 119V116L76 117H71L70 116V114H68L69 113V111L67 110H65V108L63 107L64 106V104H66V103H68V99H67V96H68V98L70 99L71 98V96H73V94H71L72 92H71V90L69 89V88H67V86L68 85H66V83L65 82H63V80L61 79V77H59L58 75V72L56 73V75L58 76V78L60 79V81H62V83H60L59 85H57L55 82H53L51 79H50V77L48 76V75H46V79H45V73L43 74L42 72H40V74H42L41 75V79H40V77L39 78H37L38 77V70L37 69H35V67L33 66V64L32 65H30L31 63H27V64H22V65H19V63H18V65H17V67H16V63L15 64H11V63ZM121 64V65H122ZM129 64L130 65H132L133 67V70H134V72H135V74H137V75H134V72H133V70H132V68L130 67V69H129ZM142 64H144V66L142 65ZM161 64H164V65H161ZM181 64V65H180ZM194 64H196L195 66H194ZM199 64H202V65H199ZM204 64H205V66H207V67H205L204 66ZM8 65V66H7ZM13 65V66H12ZM120 64H119V66H121ZM166 65V66H165ZM180 65V66H179ZM189 65V66H188ZM211 65H213V66H211ZM10 66V67H9ZM12 66V67H11ZM26 66H28V67H26ZM30 66V67H29ZM32 66V67H31ZM142 66V68H140V67ZM168 66H170V67H168ZM201 66V67H200ZM209 66H210V68H209ZM221 66V67H220ZM241 66V67H240ZM244 66V67H243ZM251 66V65H250ZM156 67V68H155ZM163 67V68H162ZM165 67V68H164ZM179 67H181V68H179ZM199 67V68H198ZM225 67V68H224ZM229 67V68H228ZM246 67V68H245ZM0 68V69H1ZM8 68H6V69H8ZM30 68H33V69H30ZM162 68V69H161ZM171 69L170 70V72L168 71L169 69ZM177 68H178V70H177ZM195 68V69H194ZM200 68H202L201 70H200ZM204 68H206V69H204ZM217 68V69H216ZM221 68H222V70H221ZM228 68V69H227ZM230 68H231V72H230ZM235 68V69H234ZM242 70H240V69ZM35 69V70H34ZM139 69L141 70V72H138L139 71ZM150 69V70H149ZM164 69V70H163ZM212 69V70H211ZM213 69H215V70H213ZM237 69H239V72H237L238 70ZM2 70H0V71H2ZM125 70V71H124ZM126 70H128V71H126ZM142 70H144V72L142 71ZM155 70H157V71H155ZM177 70V71H176ZM189 70H191V71H189ZM193 70V71H192ZM221 70V71H220ZM237 70V71H236ZM245 70H246V72H245ZM248 70H249V72H248ZM252 70V71H251ZM25 71V70H24ZM24 71H23V74H24ZM30 71H33V72H31V74H30ZM35 71V72H34ZM38 71V72H37ZM54 71H56V70H54ZM123 71H124V73H123ZM132 71V72H131ZM153 71V72H152ZM165 71H166V73L168 72L169 73V75H168V73L166 74L165 73ZM205 71V72H204ZM214 71V72H213ZM224 71V72H223ZM232 71L234 72V74L236 75V76H233L234 74L232 73ZM259 71H262V70H259ZM29 74H28V73ZM125 72H127V73H129L131 76H133V77H131V76H127V74H125ZM150 72H152V73H150ZM160 72H161V74H160ZM178 72V73H177ZM187 72H189V73H187ZM207 72V73H206ZM210 72H213V73H210ZM228 72H229V74H228ZM242 72V73H241ZM4 73V72H3ZM32 73H36V75H34V74H32ZM150 73V74H149ZM155 73H156V75H155ZM160 75H159V74ZM196 75H195V74ZM203 73H205V74H203ZM30 75V76H32L33 78H34V80L32 79V80H30V78H32V77H29V78H27V76L28 75ZM125 74V75H124ZM128 74V75H129ZM158 74V75H157ZM170 74L173 76H170ZM189 74V75H188ZM201 74V75H200ZM203 74V75H202ZM217 74V75H216ZM227 74V75H226ZM244 74H245V76H244ZM1 75V74H0ZM20 75L22 76V77H20ZM209 75V76H208ZM213 75H215V80H210V79H213ZM226 75V76H225ZM23 76H25L26 77V79H29L30 81H27V80H25L24 78H23ZM35 76H36V79H35ZM123 76H125V77H123ZM159 78H158V77ZM223 76V77H222ZM225 76V77H224ZM232 76V77H231ZM18 77V78H17ZM127 77V78H126ZM155 77H157V78H155ZM171 77V78H170ZM185 77V78H184ZM201 77V78H200ZM203 77V78H202ZM204 77H206V78H204ZM211 77V78H210ZM219 77H221V78H219ZM227 77V78H226ZM233 77H237V78H239V79H235L234 78V80H233ZM240 77H241V79H240ZM17 78V79H16ZM22 78V79H21ZM44 78V79H43ZM126 78V79H125ZM140 78V79H139ZM162 80H161V79ZM190 78V79H189ZM209 78V79H208ZM218 78V79H217ZM225 78V79H224ZM245 78H247V79H245ZM18 79H19V81H20V79L22 80L21 82H20V84H16V86H15V82L16 83H19L18 82ZM23 79H24V82H23ZM48 79V80H47ZM50 79V80H49ZM169 79H171V81L169 80ZM183 79V80H182ZM232 79V80H231ZM244 79V80H243ZM249 79V80H248ZM17 80V81H16ZM35 80H36V83H35ZM39 80V81H38ZM40 80H41V82H40ZM45 82H44V81ZM139 80V81H138ZM157 80V81H156ZM161 80V81H160ZM199 80H201V81H199ZM226 80V81H225ZM253 80V81H252ZM25 81H27L26 83L27 84H25ZM149 81H151V82H149ZM186 81H187V84H186ZM189 81V82H188ZM199 81V82H198ZM207 81V82H206ZM209 81H211L210 83H208ZM216 81H218V82H216ZM221 81H222V83H221ZM238 81L240 82V83H238ZM244 83H243V82ZM252 81V82H251ZM34 82V83H33ZM40 82V83H39ZM47 82H49L50 84H48ZM137 82H139V83H137ZM154 82V84L152 85V83ZM202 82V83H201ZM205 82V83H204ZM227 82V83H226ZM230 82H232L231 84H229ZM237 82V83H236ZM250 84H248V83ZM253 82L254 83H257V84H255V85H252L253 84ZM21 83H24V85H25V89L23 88V84L21 85ZM42 83H43V85H42ZM54 83H55V85H54ZM86 83V82H85ZM123 83V84H124ZM151 83V84H150ZM190 83V84H189ZM195 83V84H194ZM197 83V84H196ZM200 83V84H199ZM205 85H204V84ZM217 83V84H216ZM222 85H221V84ZM224 83H226L225 85H224ZM242 83V84H241ZM252 83V84H251ZM39 84V85H38ZM89 83L87 82V84H85V85H88ZM90 84H93V85H91L90 87H93L94 86V88L96 87L95 86V83H91L90 82ZM89 84V85H90ZM130 84V85H129ZM136 86H135V85ZM139 84H141V85H143V86H141V85H139ZM164 86H163V85ZM168 84V85H167ZM201 84H203V85H201ZM210 84V86H208ZM213 84V85H212ZM219 84H220V86H219ZM238 84H240L239 86H238ZM245 84V85H244ZM10 85H12V86H10ZM30 85L32 86V87H30ZM45 85H47V86H45ZM49 85V86H48ZM53 87H52V86ZM56 85H57V92H56V90L54 89V88H56ZM65 85V86H64ZM146 85V86H145ZM160 89V91L159 90H157L158 88H156V86ZM189 85V86H188ZM224 85V86H223ZM229 85V86H228ZM230 85H232V86H230ZM249 85V86H248ZM256 85H257V87H256ZM14 86H15V88L16 87H18L17 89H15V90H13L14 89ZM33 86L35 87V88H33ZM39 86V87H38ZM43 86H44V88H43ZM55 86V87H54ZM64 87V88H59V87ZM140 86V87H139ZM173 86V87H172ZM187 86V87H186ZM191 86V87H190ZM193 86V87H192ZM207 86H208V88H207ZM223 86V87H222ZM237 86H238V88H237ZM23 89H22V88ZM89 87V86H88ZM136 87V88H135ZM151 87H153V88H151ZM240 87H241V89H240ZM252 87V88H251ZM255 89H254V88ZM261 87V88H260ZM31 88H33L32 90H31ZM52 88V89H51ZM86 88V90L87 91H89L88 93L86 92V97L88 96V95H90L89 93H91V96L92 97H90V100H93L94 98H93V96L95 95V94H103L104 95V92L103 91H100V93H98L99 91L98 90H96L95 89V91H93V89L94 88H87V87H85ZM147 88V89H146ZM184 88V89H183ZM189 88V89H188ZM192 88V89H191ZM205 88H207V89H205ZM213 88V89H212ZM214 88H216V92H215V89ZM225 90H223V89ZM228 88H230V89H228ZM234 88H237V89H239V90H236V89H234ZM249 88H250V90H249ZM3 89V90H2ZM28 89H30V90H28ZM35 89V90H34ZM41 89V90H40ZM47 89V90H46ZM67 89V90H66ZM69 89V90H68ZM131 89H135V90H133V91H131ZM142 89H144V90H146V91H144V90H142ZM171 89H173L172 91H170ZM187 89L190 91L189 93H187L188 91H187ZM209 89V90H208ZM211 89V90H210ZM217 89H220L219 91L217 90ZM243 89H245V90H243ZM13 90V91H12ZM18 90V91H17ZM22 90V91H21ZM27 91V96H29V98L27 97V96H24L26 93H25V91ZM38 90V91H37ZM50 90V91H49ZM149 90V91H148ZM167 90V91H166ZM180 90H182L181 92H180ZM193 90V91H192ZM222 90V91H221ZM230 90V91H229ZM253 90V91H252ZM5 91V92H4ZM9 91V92H8ZM21 91V92H20ZM31 91V92H30ZM45 93H44V92ZM48 91H49V93H48ZM60 91V92H59ZM148 91V93H146ZM151 91V92H150ZM153 91V92H152ZM159 91V92H158ZM214 91V92H213ZM252 91V92H251ZM260 91H261V93H262V95H261V93H260ZM18 92H19V94L20 95H18ZM39 92V93H38ZM56 92V93H55ZM59 92V93H58ZM64 92V93H63ZM68 92V93H67ZM69 92H70V94H71V96H70V94H69ZM135 92H137V91H135ZM155 92V93H154ZM163 92V94H161ZM184 92V93H183ZM192 92H194V93H192ZM198 92V93H197ZM207 92L209 93V94H207ZM222 92H223V94H224V92H225V94L223 95L222 94ZM228 92V93H227ZM229 92H231L232 93V95H231V93H229ZM236 92V93H235ZM239 92V93H238ZM8 93H10V94H8ZM16 93H17V97H14V95L16 96ZM25 93V94H24ZM30 93V94H29ZM51 93H53V94H51ZM57 93H58V95H59V97H57L58 95H57ZM62 93V94H61ZM125 93H121V94H125ZM186 93V94H185ZM197 93V94H196ZM221 93V94H220ZM242 93H244V94H242ZM7 94V95H6ZM13 94V95H12ZM24 94V95H23ZM88 94V95H87ZM93 94V95H92ZM101 94V95H102ZM147 94H150V95H147ZM154 94H156L157 95V97H158V99H157V97L156 96H154ZM170 94V95H169ZM179 94V95H178ZM189 94V95H188ZM199 94V96H195V95H198ZM205 94V95H204ZM215 94H217V95H215ZM228 94V95H227ZM236 94H237V96H236ZM242 94V95H241ZM246 94V95H245ZM253 94V95H252ZM9 95V96H8ZM12 95V96H11ZM34 95V96H33ZM36 95V96H35ZM55 95V96H54ZM61 95V96H60ZM65 95H66V97H65ZM106 95V94H105ZM152 95V98L150 97ZM181 95V96H180ZM208 95V96H207ZM209 95H210V97H209ZM223 95V96H222ZM20 96V97H19ZM39 96V97H38ZM46 96V97H45ZM96 96V95H95ZM98 96V95H97ZM97 96H96V98H95V100L96 99H98V100H100V98H101V101H103V102H105L106 101V97L104 98L105 99V101L102 99V96L100 97V98H97ZM123 96V97H122ZM142 96H143V98H142ZM183 96H185V98L183 97ZM201 96V97H200ZM214 96V97H213ZM215 96L218 98V97H223V98H219V99H217V100H215L214 98H215ZM227 96V97H226ZM232 96V97H231ZM250 96V97H249ZM8 97V98H7ZM53 97H55V98H53ZM65 97V98H64ZM180 97H183V99L182 98H180ZM187 97V98H186ZM208 97H209V99H208ZM213 97V98H212ZM224 97H225V99L226 100H224ZM229 97V98H228ZM253 97V98H252ZM254 97H257V98H254ZM262 97V98H261ZM34 98H40L39 99V101H38V99H34ZM50 98H52V99H54V100H52V99H50ZM59 98V99H58ZM61 98V99H60ZM73 99H74V97H72ZM93 98V99H92ZM137 98H139V99H137ZM211 98H212V100H211ZM247 98H248V100H247ZM258 98H260V99H258ZM6 99L8 100V101H6ZM31 99H33L34 100V102H33V100H31ZM49 101H48V100ZM65 101H63V100ZM88 98H86V100H87ZM137 99V100H136ZM144 99V100H143ZM149 99L151 100L150 102H149ZM152 99H153V101H152ZM220 99H222V100H220ZM240 99V100H239ZM245 99V100H244ZM257 100V102H256V100ZM10 100V101H9ZM44 100L46 101V102H48V104L46 103V102H44ZM56 100V101H55ZM61 100V101H60ZM67 100V101H66ZM89 100V99H88ZM89 100V101H90ZM123 100V99H122ZM121 100V101H122ZM130 100V101H129ZM146 100V101H145ZM179 100H180V103H179ZM195 100V101H194ZM202 102H201V101ZM219 100H220V102H219ZM233 100V101H232ZM235 100V101H234ZM244 101V102H242V101ZM247 100V101H246ZM26 101V102H25ZM28 101H30V102H28ZM37 101V102H36ZM53 101V102H52ZM63 101V102H62ZM75 101V100H74ZM88 101V102H89ZM143 101L145 102L144 104H142L143 103ZM185 101V102H184ZM208 101H211L212 103H213V105L210 103V104H207V103H209ZM222 101V102H221ZM262 101V103H259V102H261ZM7 102V103H6ZM49 102H50V104H49ZM57 102V103H56ZM61 102L63 103V105H61L60 106V104H61ZM98 102V101H97ZM103 102H101V103H103ZM115 102H116V104H115ZM120 102V103H119ZM129 102H132V104H134L135 105V109L133 108V110L134 111H132V109L130 110V109H128V112L126 113V111H127V108H128V104H130L129 105V107L130 106H132L131 105V103H129ZM142 102V103H141ZM181 102L183 103V104H181ZM229 102V103H228ZM231 102H236V104H239V105H237L236 106V104L235 103H231ZM241 102V103H240ZM9 103H11V104H9ZM14 103V104H13ZM35 103V104H34ZM37 103V104H36ZM55 103V104H54ZM89 103H92V102H89ZM101 103H100V105H99V102L98 103H94V104H92L93 106L94 105H96L95 107H97V106H99V107H101L102 105H101ZM118 103V104H117ZM171 103V104H170ZM218 103V104H217ZM220 103V104H219ZM221 103H222V105H221ZM244 103V105H241V104H243ZM249 103H251L250 105H249ZM254 103V104H253ZM29 104V105H28ZM40 104V105H39ZM43 104V105H42ZM53 104V105H52ZM141 106H140V105ZM150 104V105H149ZM196 104V105H195ZM200 104V105H199ZM206 104V105H205ZM218 106H217V105ZM225 104H227V105H225ZM260 104V105H259ZM37 105V106H36ZM48 105V106H47ZM54 105H55V107H54ZM116 105V106H115ZM133 105V106H134ZM193 105H195L196 106V108L195 107H193ZM198 105V106H197ZM216 105V106H215ZM230 107H229V106ZM249 105V106H248ZM252 105V106H251ZM262 105V106H261ZM55 108H53V107ZM138 106V107H137ZM140 106V107H139ZM170 106H173V107H170ZM177 107L178 108V110L176 111V108L175 107ZM182 106H183V109H182ZM207 106V107H206ZM209 106H210V108H209ZM215 106V107H214ZM223 106V107H222ZM224 106H225V108H224ZM234 106V107H233ZM240 106V107H239ZM242 106L243 107H245V108H242ZM5 107H6V111H5ZM8 107V108H7ZM31 107V108H30ZM65 107H66V105H65ZM170 107V109H168ZM190 107V108H189ZM217 107V108H216ZM220 107H222V108H220ZM226 107H228V108H226ZM239 107V108H238ZM250 107V108H249ZM251 107H252V109H251ZM43 109V111H42V109ZM45 108V109H44ZM50 108V109H49ZM67 108V107H66ZM79 108V112H80V114L83 116V117H86L85 116V113H84V111L80 108V107H78ZM98 108V107H97ZM141 108V109H140ZM153 108V109H152ZM171 108H175V109H171ZM216 108V109H215ZM233 108V109H232ZM238 108V109H237ZM9 109V110H8ZM39 109V110H38ZM41 109V110H40ZM61 109H64V110H62L61 111ZM166 109V110H165ZM197 109H199V110H197ZM209 109L211 110V111H209ZM222 109H223V112H222ZM225 109H227V110H225ZM230 109H232L231 111H230ZM236 109V111L234 112V110ZM240 109H243V110H240ZM251 110V111H249V110ZM32 110V111H31ZM35 110V111H34ZM38 110V111H37ZM49 110H50V112H49ZM53 110V111H52ZM118 110V111H119ZM139 110V111H138ZM165 110V111H164ZM197 110V111H196ZM206 110V111H205ZM219 110V111H218ZM37 111V112H36ZM40 111V112H39ZM49 113H48V112ZM113 111V112H112ZM129 111H131V112H129ZM149 111V112H148ZM171 111H172V113H171ZM180 111V112H179ZM217 111H218V113H217ZM230 111V112H229ZM245 111V113H243ZM247 111H248V113H247ZM35 112V113H34ZM68 112V113H67ZM101 112V113H100ZM122 112H123V115H122ZM166 112H167V114H166ZM221 114H220V113ZM250 112V113H249ZM32 113V114H31ZM56 113H58V115L56 114ZM60 113V114H59ZM63 113H64V115H63ZM66 113V114H65ZM124 113H126V114H128L127 116L124 114ZM170 113V114H169ZM179 113V114H178ZM181 113H184L183 115L181 114ZM188 113V114H187ZM211 113V114H210ZM214 113V114H213ZM229 113H230V115H229ZM234 113H235V115H234ZM242 113L243 115H240V114ZM47 114V115H46ZM51 114V115H50ZM53 114V115H52ZM98 114V115H97ZM120 114V115H119ZM151 114H152V116H151ZM167 116H166V115ZM168 114L169 115H171V116H173V117H168ZM177 114V115H176ZM209 114L211 115V116H209ZM213 114V115H212ZM227 114V115H226ZM233 114V115H232ZM239 114V115H238ZM251 114V115H250ZM253 114V115H252ZM61 115H63L62 117H64L65 115H66V117H64V118H62L61 117ZM105 115V116H104ZM143 115V116H142ZM162 115V116H161ZM164 115V116H163ZM180 115H182L181 117H180ZM185 115V116H184ZM206 115V116H205ZM222 115H223V117H222ZM245 115L247 116V115H250V116H252V118L251 117H249V116H247V117H245ZM32 116L34 117V118H32ZM40 116H42V117H40ZM57 116H60V117H57ZM100 116H102L101 118H98V117H100ZM116 116V117H115ZM137 116H139V118L137 117ZM142 116V117H141ZM144 116H145V118H144ZM146 116H147V122H146V124H145V126H144V124H143V122H141V121H144L145 119H146ZM177 116V117H176ZM183 116H184V119H183ZM186 116H187V118H189L188 120H189V123L187 122V123H185V125H184V121L187 119L186 118ZM213 116V117H212ZM217 117V119H216V117ZM224 116H225V118H224ZM233 116H234V118H233ZM241 116V117H240ZM49 117V118H48ZM51 117V118H50ZM67 117H68V119H67ZM103 117L105 118L104 120H103ZM113 119H115V120H113L114 122H113V125H112V118ZM115 117V118H114ZM158 117V118H157ZM168 117V118H167ZM195 117H197V118H195ZM237 117H239V121H238V119H236ZM244 117V118H243ZM39 118V119H38ZM53 118V119H52ZM56 118V119H55ZM59 118V119H58ZM75 118H76V120H75ZM106 118L108 119V121L106 120ZM119 118V119H118ZM126 118H128V119H130L131 121H133V123L134 122H141V123H139V124H134L135 125V129H136V126H137V129H140L142 126H144V127H142L141 129L142 130H144V131H142L141 129V132L142 133H140V135H139V139H137L136 137H134V131H136L134 128L133 129H130V126L133 124H130L131 122H129ZM177 118V119H176ZM200 118V119H199ZM209 118V119H208ZM212 118V119H211ZM213 118L214 119H216V120H213ZM220 118V119H219ZM34 119V120H33ZM38 119V120H37ZM49 119H50V122H49ZM67 119V120H66ZM71 119H73L72 121H71ZM124 119V120H123ZM143 119V120H142ZM157 119H161V122H162V120L163 119H166V121H167V119H170V120H168L169 122H170V124H171V126L170 125H168L169 124V122L168 123H166V121L165 120H163V124H161V122H159ZM173 119H175V121L173 120ZM204 119V120H203ZM225 119H227V120H225ZM231 119V120H230ZM241 119H242V121H241ZM246 119V120H245ZM249 119H251V120H249ZM33 120V121H32ZM43 120H44V123H42L43 122ZM51 120H53V121H51ZM63 120V121H62ZM66 120V121H65ZM180 120H182V122H183V125L181 124V126H182V129H181V127H179L178 125V127L175 125V124H178V122L179 123H181L180 122ZM208 120H211L212 121V123L213 122H215V121H217V122H215V123H213V127H212V123H211V125L209 124L210 122L208 121ZM234 122H233V121ZM249 120V121H248ZM25 121V120H24ZM35 121V122H34ZM65 121V122H64ZM70 121V122H69ZM101 121V120H100ZM105 121V122H104ZM109 122V121H111V122H109V124L111 123V127L113 128V130H117L116 131V133H118V134H116L113 130H110V132H111V134H108L109 133V130H108V132L106 133V132H102L104 129V131H107V129H106V126H107V122ZM119 121V122H118ZM174 121V122H173ZM194 121V122H193ZM228 121V122H227ZM239 122V123H237V122ZM248 121V122H247ZM254 123H253V122ZM49 124H48V123ZM52 122V123H51ZM55 122H57V124L55 123ZM60 122V123H59ZM77 122V124H75ZM81 122V123H80ZM121 122V123H120ZM130 124V126H129V124ZM150 122V123H149ZM167 124H165V123ZM222 122H223V124H222ZM232 122V123H231ZM244 122V123H243ZM250 122V123H249ZM58 123H59V125H58ZM62 123V124H61ZM63 123H64V125H68V126H64L63 125ZM101 123V122H100ZM105 123H106V125H105ZM172 123H173V125H172ZM205 123V124H204ZM219 123V124H218ZM46 124V125H45ZM79 124H81V125H79ZM109 124H108V126H109ZM118 124H121V126L120 125H118ZM124 124V125H123ZM227 125L226 126V128H227V130L225 131V129L226 128H223L221 125ZM231 124V125H230ZM234 124V125H233ZM237 124V125H236ZM239 124V125H238ZM43 125V126H42ZM53 125V126H52ZM56 125V126H55ZM57 125H58V127H57ZM73 125V126H72ZM134 125H132V127L134 126ZM164 125H166V127H164ZM186 125H187V127H186ZM189 125V126H188ZM203 125H205L204 127H203ZM229 125V126H228ZM235 126L236 125V129H238L237 127H239V129H241L242 128V125H243V128L241 129V132H239V129L237 130V132L239 133V135H238V133L237 132H235L236 130L234 129V127L233 126ZM249 125V126H248ZM42 126V127H41ZM50 126V127H49ZM52 126V127H51ZM60 126V127H59ZM75 126H78L77 128L75 127ZM168 126H169V128H170V130H171V132H169V130L167 131V129H169L168 128ZM197 128H196V127ZM232 126V128H229V127H231ZM241 126V127H240ZM246 126V127H245ZM43 127H48L47 128V130L48 131H46V129H45V131H44V128ZM73 127V128H72ZM80 127V128H79ZM111 127H109V128H111ZM114 127H116V128H114ZM118 127H119V129H118ZM131 127V128H132ZM160 129H159V128ZM172 127H176L177 129H178V131H174V128H172ZM184 127V128H183ZM186 127V128H185ZM192 129H191V128ZM195 127V128H194ZM200 127H202V129L200 128ZM208 127H212V129H210V128H208ZM251 127V128H250ZM53 128V129H52ZM60 128V129H59ZM64 128V129H63ZM80 130H79V129ZM84 128V129H83ZM92 128H93V126H92ZM104 128V129H103ZM120 128H122V129H120ZM145 128V129H144ZM154 128H156V129H154ZM172 128V129H171ZM175 128V129H176ZM204 128V129H203ZM206 128V129H205ZM220 128H221V131H220ZM74 129V130H73ZM101 129H103L102 131H101ZM130 129V130H129ZM165 131H164V130ZM181 129V130H180ZM184 129V130H183ZM185 129L187 130V131H185ZM192 131H190V130ZM217 129V130H216ZM244 129L246 130V131H244ZM63 130V132H61ZM70 130L72 131V132H70ZM76 130V131H75ZM82 130H84V131H82ZM123 130V131H122ZM125 130V131H124ZM156 130V131H155ZM162 130L166 133V135L168 136H164V134L162 133ZM195 130H196V132H195ZM243 130V131H242ZM38 131V130H37ZM37 131L36 130H34L33 131V134L35 135L36 133H37ZM54 131V132H53ZM55 131H57V132H55ZM66 131V135H63V134H65L64 132ZM68 131L70 132V133H68ZM78 131V132H77ZM82 131V132H81ZM114 133H113V132ZM129 131V132H128ZM131 131V132H130ZM151 132V133H149V132ZM153 131H154V134L155 135H153ZM159 131H160V133H162V134H160L159 133ZM179 131H180V133H179ZM183 131V132H182ZM199 131L201 132V133H199ZM207 131V132H206ZM210 131V132H209ZM214 131V132H213ZM216 131V132H215ZM233 131L234 133H231V132ZM32 132V131H31ZM36 132V133H35ZM53 132V133H52ZM75 132V133H74ZM84 132V133H83ZM148 132V133H147ZM198 132V135L196 136V133ZM218 132V133H217ZM226 132V133H225ZM243 132L245 133V134H243ZM37 133V134H38ZM63 133V134H62ZM68 133V134H67ZM72 133L74 134V135H72ZM78 133V134H77ZM121 133V134H120ZM125 135H124V134ZM128 133V134H127ZM148 134L149 136H146V134L145 135H142V134ZM170 133H173V134H171L170 135ZM177 133V134H176ZM183 133H185V134H183ZM190 135H189V134ZM211 133H214V134H211ZM224 135H223V134ZM235 133H237L236 135H235ZM58 134V135H57ZM61 134H62V136H61ZM71 134V135H70ZM77 134V135H76ZM82 134V135H81ZM85 134V135H84ZM108 134V135H107ZM158 134V135H157ZM175 134V135H174ZM193 134V135H192ZM218 134H221V136L220 135H218ZM230 134H231V136L233 137L232 139H231V137H230ZM241 134H242V136H241ZM55 135L57 136V137H55ZM131 135V136H130ZM170 135V136H169ZM172 135H174V136H172ZM181 135V136H180ZM185 135V136H184ZM201 135V136H200ZM211 135V136H210ZM245 135V136H244ZM60 136V137H59ZM66 136H67V138H66ZM73 138H72V137ZM81 136H84V137H81ZM142 136V137H141ZM144 136H146V137H144ZM155 136H156V138H155ZM177 136V137H176ZM194 136V137H193ZM211 138H210V137ZM214 136V137H213ZM236 136V137H235ZM65 137V138H64ZM75 137H77V138H75ZM113 139H112V138ZM148 137V138H147ZM161 137H163L162 138V140L165 138V142H168V144L167 143H165L164 141H163V143H162V140H161ZM170 137H171V139H170ZM175 139H174V138ZM200 137V138H199ZM206 137V138H205ZM229 137H230V140H233V141H229ZM235 137V138H234ZM46 138H49V139H46ZM56 138V139H55ZM62 140V142H61V140ZM102 137L100 136V140L101 141H103V142H105L104 140H103V138L101 139ZM130 138V139H129ZM143 138H144V140H143ZM169 138V139H168ZM199 138V139H198ZM207 138H208V140H207ZM219 138V139H218ZM52 139V140H51ZM59 139V140H58ZM63 139H64V141H63ZM71 139V140H70ZM120 139V140H119ZM128 139V140H127ZM132 139V140H131ZM158 139V140H157ZM160 139V140H159ZM211 139V140H210ZM212 139H213V142H212ZM216 139V140H215ZM226 139V140H225ZM235 139H237L236 141L239 143L238 145H236V144H234V140ZM238 139H241V140H238ZM48 140V141H47ZM74 140V141H73ZM85 140H87V141H85ZM122 140V141H121ZM123 140H124V142H123ZM131 140V141H130ZM146 140H148L147 142L149 143L150 142V146H151V142L152 141H154V142H152V143H155V141H156V143H157V141H159L158 143H159V145H158V143L157 144H154V145H152L151 146V148H150V146H149V144H147L148 145V147H146V148H144L143 146H144V144L143 143H146ZM177 140V141H176ZM185 140V141H184ZM198 140H199V142H198ZM243 140V141H244ZM60 141V142H59ZM67 141L69 142V144L67 145ZM70 141H71V143H70ZM127 143H126V142ZM140 141H141V144H140ZM195 141V142H194ZM204 141V142H203ZM211 141V142H210ZM217 141V142H216ZM220 141V142H219ZM223 141V143L221 144V142ZM225 141V142H224ZM227 141V142H226ZM235 141V142H236ZM33 142V141H32ZM49 142V143H48ZM54 142V143H53ZM82 142V145H85V146H82L80 143ZM130 142V143H129ZM143 142V143H142ZM190 142V143H189ZM209 142V143H208ZM218 143V144H216V143ZM232 142H233V144H232ZM58 143V144H57ZM63 143V144H62ZM66 143V144H65ZM77 143V144H76ZM85 143V144H84ZM122 143V144H121ZM185 143V144H184ZM214 145H213V144ZM229 143V144H228ZM79 144V145H78ZM125 144H126V146H127V144L128 145H130L129 147H128V149L129 148H131V146H132V151L129 149V151L131 152H129L128 153V150H127V148H126V146H125ZM143 144V145H142ZM194 144H195V147H194ZM197 144V145H196ZM204 144V145H203ZM219 144H221V145H219ZM65 145H67L66 147H65ZM74 145H76V146H74ZM104 145H107L106 143L104 144ZM156 145V146H155ZM158 145V146H157ZM167 145V146H166ZM181 145V146H180ZM203 147H202V146ZM223 145V146H222ZM226 145H227V147H226ZM50 146H51V149H50ZM69 146V147H68ZM81 146V147H80ZM125 146V147H124ZM146 146V145H145ZM159 146H161L162 148H160ZM185 146V147H184ZM188 146H189V148H188ZM218 146V147H217ZM221 146V147H220ZM239 146V147H238ZM49 147V148H48ZM61 147H63V149L61 148ZM118 147V148H117ZM120 147V148H119ZM124 147V148H123ZM155 147V148H154ZM173 147V148H172ZM205 147H208V149H206ZM213 147V148H212ZM215 147V148H214ZM238 147V148H237ZM37 148H35V150H37ZM47 148V149H46ZM55 148V149H54ZM61 148V149H60ZM75 152L76 150V152L75 153H72V152H69V150H71V149ZM126 148V149H125ZM144 148V149H143ZM159 149V151L157 150V149ZM166 148V149H165ZM179 148V149H178ZM188 148V149H187ZM201 148V149H200ZM209 148H211V149H209ZM217 148V149H216ZM236 148V149H235ZM58 151H57V150ZM80 149V150H79ZM82 149V150H81ZM85 149H86V153H85ZM91 149H93L92 151H91ZM124 149V150H123ZM145 149H150L149 150V152L150 153H148L147 154V152H148V150H146V152H144V150ZM169 149H170V151H169ZM191 149V150H190ZM196 149V150H195ZM224 149V150H223ZM231 149H232V151L233 152H231ZM33 150V149H32ZM39 150V149H38ZM52 150H54V151H52ZM84 150V151H83ZM103 150V151H104ZM138 150V153L136 154V151ZM177 150V151H176ZM199 150V151H198ZM206 150H208V154L206 153L207 151ZM214 150H215V152H214ZM231 152V153H229V151ZM237 150V151H236ZM239 150V151H238ZM49 151H52V152H48ZM66 151V152H65ZM79 151V152H78ZM83 151V152H82ZM135 151V152H134ZM179 151V152H178ZM184 151H186V152H184ZM202 151L203 152H205V153H202ZM220 153H219V152ZM226 152V153H221V152ZM33 152V151H32ZM61 152H64V153H61ZM77 152H78V154H77ZM122 152H123V154H122ZM161 152V153H160ZM163 152H164V155H163ZM168 152V153H167ZM211 152V153H210ZM237 152V153H236ZM46 153H48V154H46ZM55 155H54V154ZM69 153V154H68ZM70 153H72V155L70 154ZM87 153H89L88 155H87ZM125 153V154H124ZM128 153V154H127ZM184 154V155H182V154ZM193 153H195V154H193ZM217 153V154H216ZM228 153V154H227ZM80 154V155H79ZM108 154V155H107ZM129 154H130V156H132V157H130L129 156ZM132 154V155H131ZM153 154H155V153H153ZM157 154V153H156ZM198 155L197 156V158H194L195 157V155ZM215 154V155H214ZM218 154H220V155H218ZM225 154V155H224ZM33 155V154H32ZM45 156V157H43V156ZM47 155L49 156V158H50V160L48 161V162H46L47 161V159H49L48 157H47ZM52 155V156H51ZM68 157H73V155H75L74 156V158L75 159H71V160H68L67 158V156ZM82 155V156H81ZM92 155V156H91ZM194 155V156H193ZM203 155V156H202ZM209 155V156H208ZM223 155V156H222ZM228 155V156H227ZM80 156H81V158H80ZM84 156V157H83ZM143 156V155H142ZM142 156H141V160L143 159V160H146V162H148V160L147 159H145V158H142ZM146 156V157H147ZM166 156V157H165ZM168 156V157H167ZM184 156H186V157H184ZM188 156H189V158H188ZM215 156V157H214ZM225 156H226V158H225ZM234 156L236 157V158H234ZM79 157V158H78ZM94 157V158H93ZM102 157V158H101ZM125 157V158H124ZM149 157V156H148ZM153 157H156L155 155L153 156ZM218 158L219 157V159H216L215 160V158ZM232 157V158H231ZM56 158H58L59 159V161H56L55 159ZM137 158H139L138 156L136 157V161L138 160ZM166 158V159H165ZM186 158H187V160H186ZM193 158H194V160H193ZM209 158V159H208ZM229 158V159H228ZM233 158L235 159V161L233 160ZM70 159V158H69ZM79 159V160H78ZM124 159V160H123ZM156 159H157V157H156ZM174 159H176V160H174ZM207 159V160H206ZM223 160V162H222V160ZM225 159V160H224ZM31 163L33 162V161H31L32 159H28ZM94 160V161H93ZM100 160V161H99ZM128 160V159H127ZM140 160V159H139ZM140 160V161H141ZM143 160H142V162H143ZM201 160H205L206 162H201ZM217 160H218V162H217ZM230 160H232V161H230ZM67 161H71L73 164H71V167L72 168H74V169H72L71 167V170H70V168H69V166L70 165H68V164H70V162H67ZM78 161V162H77ZM97 161L101 164V166H100V164L99 163H97ZM151 161V162H150ZM155 161V160H154ZM167 161H168V164H167ZM193 161V162H192ZM197 161V162H196ZM49 162H50V166L48 165L49 164ZM66 162V163H65ZM75 162V163H74ZM104 162V163H103ZM134 163H135V161H133ZM132 162V163H133ZM196 162V163H195ZM219 163V164H217V163ZM224 162H227V163H224ZM236 164H235V163ZM59 163V164H58ZM79 163V164H78ZM99 165H97V164ZM131 163V164H132ZM137 163V162H136ZM139 163V162H138ZM151 163V164H150ZM173 163V164H172ZM182 163H184V164H182ZM188 163V164H187ZM200 163V164H199ZM202 163L204 164L203 165V168H202ZM207 163V164H206ZM211 163H212V165H211ZM215 163H216V166H215ZM222 163V164H221ZM229 163V164H228ZM233 163H234V165H233ZM81 164L84 166L85 164L87 165V167H86V165L84 166V167H82L81 166ZM90 164V165H89ZM95 164V165H94ZM130 164V163H129ZM141 164V163H140ZM170 164V165H169ZM183 166H182V165ZM192 164V165H191ZM197 164H199V165H201V166H199L198 165V168H195L196 167V165ZM221 164V165H220ZM223 164H226V165H223ZM228 164V165H227ZM54 165H60V166H54ZM67 165V166H66ZM118 165H120V166H118ZM158 165V164H157ZM165 165L167 166V168H165ZM186 165H187V167H186ZM211 165V166H210ZM214 165V166H213ZM233 165V166H232ZM49 166V167H48ZM53 166V167H52ZM75 166V167H74ZM91 166H95V167H91ZM210 166V168L209 169H211V170H209L208 169V167ZM221 166V167H220ZM224 166H225V169H224ZM48 169H47V168ZM57 167V168H56ZM60 167V168H59ZM98 167V168H97ZM108 167V168H107ZM178 167V168H177ZM230 167L232 168L233 167V169H234V173H233V169L232 170H230ZM51 168V169H50ZM62 168V170L60 171V169ZM77 170H76V169ZM80 169V171H79V169ZM96 168H97V170H96ZM101 168H104V170H106V173H105V171L103 170V169H101ZM123 168V169H122ZM160 168H162L163 170H161V172L158 170V169H160ZM170 168V169H169ZM203 170V172H201L202 174H203V177H205L204 176V174H206V177H208L207 179H206V177H205V179L204 178H201V176H202V174L201 173H199L198 171H200L201 169ZM219 168V169H218ZM227 168L229 169V171L227 170ZM67 169V170H66ZM68 169H69V171H68ZM82 169H84V170H86L87 171V173L89 172V174L87 175V173L86 172H84V170H82ZM166 169V170H165ZM190 169V170H189ZM199 169V170H198ZM213 169V170H212ZM53 170L55 171V173L53 172ZM57 170V171H56ZM73 170V171H72ZM184 170V171H183ZM196 170H198L197 172H196ZM79 171V172H78ZM104 171V172H103ZM173 171V172H172ZM187 171V172H186ZM209 171V172H208ZM212 171V172H211ZM242 172H244L243 170H241ZM76 172V173H75ZM90 172H91V174H90ZM126 172V173H125ZM217 172V173H216ZM233 174H232V173ZM42 173H44V172H42ZM78 173V174H77ZM86 173V174H85ZM94 173V174H93ZM98 173V174H97ZM101 173V174H100ZM183 173H184V176H183ZM187 173V174H186ZM196 173V174H195ZM211 173V174H210ZM214 173V174H213ZM82 174V175H81ZM84 174V175H83ZM103 174V175H102ZM123 174V175H122ZM186 174V175H185ZM197 174H200L201 176H199V175H197ZM233 176H232V175ZM45 175V174H44ZM56 175V176H55ZM68 175V176H67ZM80 175L82 176V178H80ZM91 177H90V176ZM105 175V176H104ZM192 175V176H191ZM209 175V176H208ZM211 175V176H210ZM212 175H213V178H212ZM59 176V177H58ZM70 176V177H69ZM83 176H85V178L83 177ZM95 176V177H94ZM104 176V177H103ZM123 176V177H122ZM126 176H127V178L129 179L130 178V182L131 183H133L132 185H130V186H132V188L131 187H129L128 185H127V188L126 189H128V191H129V194H128V196L127 195H125V194H127L128 193V191L125 189V185L123 186V187H121V188H119V186H122L124 183L125 184H129V181L126 179ZM190 176V177H189ZM236 176H234V177H236ZM61 177V178H60ZM75 177H76V179H75ZM78 177V178H77ZM87 177V178H86ZM88 177H90V178H92V180H91V182H89V179H88ZM172 177V178H171ZM185 177V178H184ZM211 177V178H210ZM216 177V178H215ZM238 177V176H237ZM58 178H60L59 180H58ZM63 178V179H62ZM67 178V179H66ZM73 179V180H71V179ZM189 178H190V180H189ZM195 179V180H193V179ZM65 179V180H64ZM81 181H80V180ZM82 179H83V182H82ZM84 179H86V180H84ZM98 179L101 181H98ZM123 179L126 181V182H124V183H122L123 182ZM176 179V180H175ZM191 179H192V181H193V186L195 185V188L192 186L191 187V185H192V181H191ZM199 179V180H198ZM204 179V180H203ZM209 179H211V180H209ZM213 179V180H212ZM215 179H217V180H215ZM122 180V181H121ZM197 180V181H196ZM236 180H237V178H236ZM236 180H235V178H234V181L236 182ZM117 181V182H116ZM128 181V182H127ZM180 181V182H179ZM182 181V182H181ZM190 181V182H189ZM210 181H212V182H210ZM219 181V182H218ZM60 182V181H59ZM64 182H62V183H56V188L58 187V185H60V188H57V191L53 188V190H55L54 192H53V190H52V192H51V194L50 195H52V196H54V197H56L54 200H59V198L61 199V196L63 195L62 193H65L68 197H69V195L70 194H73V193H70V194H67L68 192H70V190L68 191V189L69 188H65V190H61V185L63 186V183ZM68 182H67V184H68ZM73 182V183H72ZM106 182H108V183H106ZM194 182H196V183H194ZM215 182H217V183H215ZM223 182V183H222ZM66 183V182H65ZM65 183H64V187H68V185L67 186H65ZM72 183V184H71ZM79 183V184H78ZM103 183V184H102ZM171 183V184H170ZM187 183V184H186ZM190 183V184H189ZM198 183V184H197ZM204 183V184H203ZM209 183V184H208ZM233 183V182H232ZM82 184V185H83ZM85 184L83 185V186H81L80 188H82V187H84L85 186ZM116 184V185H115ZM170 184V185H169ZM212 184H214V185H212ZM219 184H220V186H219ZM245 184H246V181H245V178H241L240 179V182H239V186L242 188V187H244L245 186ZM91 185H90V187H91ZM209 185V186H208ZM114 186H117L118 188H116V187H114ZM189 186L191 187V188H189ZM213 186V187H212ZM103 187H105L104 189H103ZM113 187V188H112ZM189 189H188V188ZM97 188V189H96ZM100 188V189H99ZM115 188V190H114V192H113V189ZM135 188V189H134ZM217 188V189H218ZM61 190V191H59V190ZM62 189H63V187H62ZM78 189V188H77ZM121 189H125L126 191L125 192H127V193H123L124 192V190H122V191H119V190H121ZM139 189V190H138ZM191 189V190H190ZM194 189V190H193ZM245 189H247V188H245ZM66 190H67V192H66ZM71 190V191H72ZM79 190V189H78ZM103 190V191H102ZM116 190H118V191H116ZM134 190V191H133ZM182 190V191H183ZM80 191V190H79ZM105 191V192H104ZM249 191V190H248ZM247 191V192H248ZM59 192V193H58ZM60 192H62V193H60ZM113 192V193H112ZM107 193V194H106ZM118 193V194H117ZM262 193H264V191H262ZM111 194V195H110ZM57 195L59 196V195H61L60 197H57ZM82 195V194H81ZM109 195V196H108ZM246 195V194H245ZM51 196V197H52ZM72 196V195H71ZM75 196H78V194L77 195H75ZM120 196H121V198H120ZM129 198V201H128V199L126 198ZM53 197V198H54ZM62 197H64V198H62V199H64V202H66V196H62ZM66 197V198H65ZM52 198V199H53ZM113 198V199H112ZM66 199V200H65ZM119 199H121V200H123V201H125V203L126 202H129V203H126V205H125V207L123 206L125 203L122 201L121 202V200H119ZM131 199V200H130ZM132 199H134L133 200V202H132V204H131V201H132ZM136 199H137V202H136ZM54 200H52L53 202H52V204H54L55 203V201ZM119 200V201H118ZM139 200V201H138ZM38 201V200H37ZM37 201H34V203H30V205H28V204H25V205H23L24 207H26L27 205L28 206H32L33 207V209H32V207H26V208H24L23 209V206H21V211H20V213H21V216H22V218H21V220L23 221H26V222H28V221H30V219L31 218H34V217H36V218H34L36 221L38 220L39 221V219H41L39 222H42V220L44 221V220H47L46 218H49L50 219V217H49V215L51 216V217H53V218H51V219H53V220H56L55 222H57V223H59V222H61V220H63V222H61L60 224H61V226H63V227H61V228H65L67 225H66V221L67 222H69V223H71V220L73 221V219H70V218H75V219H77L76 217H78V219H80V221H82V219H84V221H85V218H86V216H87V219L88 220H90V218L92 219V217H93V219L91 220V221H94L95 219V217L92 215V214H90L89 213V216H90V218H88L89 216H88V214H86L87 213V211H86V209H84V211H77L78 209H76L77 208V206H76V208H75V211H74V213H73V211L72 210H74L73 209V207L71 208V215H73L72 217L70 216V218L69 217H67L66 216V218L67 219H70V220H67L66 218H64L65 217V213L63 212V210L66 208V210H68L67 209V207H65V206H63L62 204V202H63V200H62V204L59 206V204H54V207L55 206H59L60 208H59V210L61 211V208H63V207H65V208H63V210L61 211V212H59V210H58V207L56 208H54L53 207V205L52 204H50V205H42L40 202H38L39 203V209H38V206H37ZM114 201V202H113ZM59 202H60V200H59ZM140 202V203H139ZM109 203V204H108ZM124 203V204H123ZM65 204V203H64ZM99 204V203H98ZM113 204V205H112ZM120 204L122 205L121 207H120ZM128 204V205H127ZM139 204H141V206H139ZM100 205V204H99ZM109 205H111V206H109ZM117 206L116 208H113V207H115V206ZM137 206V207H141V208H137L136 207V209L138 210V211H141L140 212V215L138 214V211L137 210H135V207L134 206ZM42 206V207H41ZM73 206H75V205H73ZM113 206V207H112ZM133 206V207H132ZM41 207V208H40ZM47 207V208H46ZM53 207V208H52ZM70 207V206H69ZM108 207V209L109 210H107L106 208ZM110 207V208H109ZM127 207V208H126ZM28 208H30V209H28ZM46 209V213H44V210ZM78 208H79V206H78ZM111 208H113V210L111 209ZM117 208H119L120 210H118ZM156 208V209H155ZM48 209V210H47ZM54 209H56V211L54 210ZM79 209H83V207H81V208H79ZM118 211V213L117 212H115L116 210ZM121 209H124V210H121ZM140 209V210H139ZM31 210V211H30ZM33 210V211H32ZM34 210H36V211H34ZM127 210V211H126ZM29 211V212H28ZM39 211L40 212H42V213H39ZM48 211V212H47ZM86 211V212H85ZM126 211V212H125ZM137 211V212H136ZM144 211V212H143ZM32 212V213H31ZM52 212V213H51ZM57 212H59V214L57 213ZM66 212V211H65ZM69 214H70V211H67ZM77 212V213H76ZM79 212H82V214L84 215V217H82L83 215H80V213ZM123 212V213H122ZM41 215V217L38 215ZM55 213V214H54ZM60 213H61V215L63 216H61L60 215ZM67 213V214H68ZM127 213V214H126ZM137 213V214H136ZM38 215V216H35V215ZM45 214V215H44ZM47 214H48V216H47ZM52 214V215H51ZM124 214V215H123ZM54 215V216H53ZM56 215V216H55ZM60 215V216H59ZM76 215V216H75ZM92 215V216H91ZM132 215V216H131ZM145 216V218L143 217V216ZM23 216H24V218H23ZM46 216V217H45ZM57 216L59 217V218H57ZM123 216V217H122ZM138 216V217H137ZM140 216H142V219H141V217ZM38 217V218H37ZM45 217V219H43ZM117 217V216H116ZM121 217L123 218V219H121ZM137 217V218H136ZM148 217V218H147ZM29 218V219H28ZM64 218V219H63ZM28 219V220H27ZM34 219H31V221H33V222H36ZM48 219V220H49ZM50 219V220H51ZM59 219V220H58ZM65 219H66V221H65ZM77 219V220H78ZM138 219V220H137ZM140 219H141V221H140ZM149 219V220H148ZM163 219V220H162ZM59 222H58V221ZM124 220V221H123ZM126 220V221H125ZM143 220V221H142ZM160 220V221H159ZM30 221V222H31ZM37 221V222H38ZM79 221V220H78ZM77 221V222H78ZM79 221V222H80ZM87 221V220H86ZM132 221V222H131ZM140 222V225H139V223L138 222ZM157 221V222H156ZM33 222H31V224H33ZM44 222H46V221H44ZM123 222V223H122ZM131 222V223H130ZM138 223V225L137 226H135L137 223ZM143 222V224H141ZM145 222V223H144ZM146 222H148V223H146ZM152 222V223H151ZM25 223V222H24ZM63 223L65 224V225H63ZM73 223H74V221H73ZM136 223V224H135ZM153 223H154V225H153ZM157 223H159V224H157ZM28 224H29V222H28ZM31 224H29V226L31 225ZM68 224V223H67ZM150 224V225H149ZM142 225H145V226H142ZM134 226V227H133ZM138 226H139V228H140V231L138 230L139 228H138ZM140 226H142V228L140 227ZM150 226V227H149ZM143 227H145V228H143ZM131 229V230H130ZM135 231H134V230ZM142 229V230H141ZM148 229H149V231H148ZM124 230V231H123ZM128 230H130V231H128ZM132 231V232H131ZM129 232H130V234H129ZM133 232H135V235H134V233ZM138 232V233H137ZM140 232V233H139ZM141 232H143V234L141 233ZM127 234H128V236H127ZM142 234V235H141ZM148 234V235H147ZM133 235H134V237H133ZM146 235V236H145ZM143 236V237H142ZM149 236V237H148ZM138 237H140V238H138Z\"/></svg>",
  "mask_w": 264,
  "mask_h": 264
},
{
  "label": "clouds",
  "instance_id": "9594fccd",
  "mask_svg": "<svg viewBox=\"0 0 264 264\" xmlns=\"http://www.w3.org/2000/svg\"><path fill=\"white\" fill-rule=\"evenodd\" d=\"M246 19V17L241 16L240 14H235L232 19V27L229 34V39L242 41L244 39V35H240L238 29L241 25L242 20ZM246 35V33H245Z\"/></svg>",
  "mask_w": 264,
  "mask_h": 264
}]
</instances>
